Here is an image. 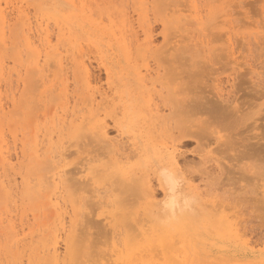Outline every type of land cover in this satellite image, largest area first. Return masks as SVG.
<instances>
[{"label":"rangeland","instance_id":"obj_1","mask_svg":"<svg viewBox=\"0 0 264 264\" xmlns=\"http://www.w3.org/2000/svg\"><path fill=\"white\" fill-rule=\"evenodd\" d=\"M74 1L73 0H23V1L22 0H0V22H1V18L3 16H5V15L7 16V17H3V19L5 21V23H4V26H5L4 29L5 30L3 29L5 31V34H8L6 32L9 31L6 29H10V26H9V28L6 27V26H8L7 21H8L9 25H12L11 28H13L15 26L14 24H18L20 19L22 20V23L18 24L21 27L17 25L18 27L16 26V28H13L14 32H16L15 35L17 34L16 38H15L14 34H13V36H14L13 38L10 36V34L13 32V31H10L11 33H9V36L7 35V38L4 37L6 39L5 44H3L2 41L0 40V42L2 44V45L0 44V48L5 47V49L3 48V51H2V49H0V53L3 55L2 56L0 54L1 55L0 57H2V58H0V79L2 81L6 80L3 82H1V80H0V83H1L0 84V89H1L0 94L3 95V96L0 95V100L3 101V102L0 101V107L2 106L0 108V109H2V111H0V137H2L1 138L2 141H0V142L1 143L4 142L0 145H2V146L5 145V147L7 146L6 148L4 146L2 147V150L4 149V151H2L3 155L7 154L6 153L7 149H8L9 156L12 155L11 159H10V164L2 166L1 154H0V171L3 169L0 172L1 173L0 175H1V179L5 178V180H6V178L8 177L10 182L8 183L7 180L6 181L4 180L5 184L8 183L7 185H10V187L12 186V184H14L12 187H14V186L16 187V189H15V187H14V189L11 187L12 191L10 188L11 195L10 194L7 195V196H9L8 198H10V199L13 198L10 200L4 196V195H6L5 190H7L9 187L2 189V187L0 186V202H3V204L1 203L2 205L0 204L1 205L0 212L1 211L4 212L5 211L4 208H7L6 210H11V214L12 213L16 214V215H13V214L11 215L10 212L8 211V213H9L8 215L10 217L13 216L11 219H12V221L13 220L15 221V222L13 221V223H14L15 227H17L16 228L17 230L21 228L20 226L24 222L29 223V224L24 223L22 225V227L24 229V234H26V235L23 236L21 234L19 236V237H23V238L26 237V239L28 238L29 240L28 239L27 240L29 242L27 241L28 243H26V240L24 238V240L21 241L22 243L20 242L17 244L18 245L17 247L13 246V248L15 247L16 249L15 248L12 249V247L10 249L7 247V245H9V244H7L6 238L4 237L5 235L2 234V231H1L4 228L0 226V232H1L0 233V261H3V259H4V261H3V262H5L4 264H14V263H16V264H24V263L28 264L27 257H28V255H31L30 257L31 258L33 257V258L30 259L28 257V259H30L29 264L31 261H32L31 262L32 264H36L35 262H37V259H35L36 257H34V256H35V253H37V249H35L36 251L33 253L32 251H30L31 248L33 250V247L35 245L37 246V244L39 242H40V244H38V249L41 247V245H45V244L50 243L49 242L50 240L48 239V237H49L48 230L51 227L50 224H51V221H53V217H50L51 212H46L48 210H46V211L44 210L45 206H46L45 205L46 198H44V196H41L40 198H44V199H42V200L40 199V201H38V200H34V199H36L34 197V199H33L34 202L32 203V201H30L31 200L30 198L32 197L33 194L30 193L31 196L28 197L29 200L24 199V198H27L26 195L28 196L29 194H27L23 190V187H22L23 186V179H25V178L28 179V177H29L28 180L32 179L31 182H33L34 180H37L38 178L44 179L45 177H43V176L47 175L49 172V171L47 172L46 170H45V172L40 171V169H38V167H40V165L37 168H35L36 166L35 167L31 166L29 168V170L27 171V168L29 167L30 163L28 162V157L26 155L30 151L29 150L30 143L28 142V139L26 138V136L27 137L29 136L30 137L29 139H31V140L36 138L40 143L41 140L43 139L42 134H43V132H45L44 129L48 130L51 134H53L52 135V137H53L52 141L55 143V146L57 147L58 143H56V142L59 141V146L61 145V149H63L66 153L65 155H67V157H65V159L61 163V164H64V163L66 164L65 165V171L69 170L67 172L68 174H66V175L69 176V172H71L70 174H72V173L74 174V172H76L77 170L80 171V172L77 171V173L74 174L75 176L73 175L74 180L73 181L71 180L70 182L68 181L69 182V183L67 182L68 185L70 183H71V185H73L75 182L79 181L80 179L82 182H85L86 178L83 176L85 173H83L81 171L83 169L82 166H83L84 158H90V157L98 156L100 158H103L104 161L106 159H108V156H106V153L108 150H104L106 148H104V147L102 148V146H101L102 143L100 142V144H99L98 142H96L94 140V138L92 139L90 137V135L85 136L87 138H84L83 136H81V137L79 136L80 139L78 137L76 138V136H75L76 139L74 138V135L70 132L69 127L67 126V120H69L70 116H68L66 118L64 125L60 126V125L56 124L57 120H58V119L56 120L57 115L58 114L60 115L62 112V109H63V108H61V106L63 107V105L67 102L66 105H64V109H66V111L68 113H70L71 111L75 112V114H77V115L84 113L82 111H85V110L87 111V107H89V105H87L89 103L86 104V102H88V101H86L88 97H84V96L85 95L89 96L92 93H94V95L96 96V99L101 98V101L100 100H99V102H97L98 100L95 101V103L97 102L98 105L94 104V108L99 106V103L101 104V106H99L100 109L97 107V110L100 114V118H103L104 121L106 122V124L109 125V126L107 125L108 126L107 130H109L108 134L110 133L109 136H111V138H118L122 144H121V146L119 145L117 147L118 148L117 149L118 152L116 151L117 154H116V152H113V154L110 153L111 154L110 155L111 160L109 161V163H107L108 167H107L106 171L104 173H102V172L98 173L97 172L96 177L94 178V180H92L93 182L87 181V182H89V183H87L89 185L83 186L84 190H85L84 195L87 196L86 198H84L85 202H86V204L84 206V210H83L84 216L82 217L83 219L82 218L80 219L81 222L80 221L78 222V224L76 226L77 231L75 230V232H74L75 235L72 237L73 239L71 238L72 239L71 242L73 244L72 243L70 244V246H73V247H71V252L73 253V255L74 254L75 255L71 256L72 255V254H70L71 252H69L70 255L66 254V248H65V240H66L65 237L67 234V232H66L65 235L62 234L61 237L58 239L59 240L58 246L60 249L59 251L61 252L60 258L62 259L65 256L63 259L65 262H67V264L72 263L74 260L75 261L86 260L89 262V264H100V262H102V260L105 261V259H106L105 264H123L124 260H126L124 263V264H126L129 262L130 259H131L130 261L133 262L136 258H138V259L142 258V260L143 259L146 260L148 258V254H149V251L147 248V242L144 240L136 242L137 239L134 238V235H135V233L137 234L136 230H137V228H139V226L144 224V228H147L151 224V222L156 220L153 218H148L147 212H146V209L155 208V206H153V203L151 202L154 200L153 199L150 200L149 197L146 198L143 195V193H142V196H140L141 191H139V190L136 193V190H133V191L127 190V189L123 188L124 187L123 185L121 187V184H119L121 180L116 181L117 183L115 182V180H119V179L118 178L116 179L114 177V174H113L114 173L113 172L114 167L109 168V166L117 165L118 167H120V165L123 164L124 170H125L126 164H127L126 167L128 168V170L134 168L135 165L139 166V167L135 166L136 169H133V171L130 170L129 176H128V173L126 175L127 178H130L131 177L130 175H132L131 178H133L134 175L132 173L135 172V170H137L136 172H138V173H140V171H143L142 173H144L145 169L147 167H148V169H153V167L157 166L158 164H160V163L162 164L165 161V158L169 156V152H170L169 149L170 148H168V147L170 146L171 138L173 137L174 134L176 135L177 131H178L174 127L175 124L178 123L179 125L180 124L182 125V123H184V122H178V121L175 122L178 119L183 120L186 117L187 112L185 113L183 111L185 113V116H184V114H182V112H180V110L182 111V108L184 107L183 104H187L186 102L188 101L191 93H192L191 94L192 100H196L197 102H198V100H197L198 96L201 95L199 92L197 94H194L197 91H199V89H200L199 88L197 90L195 85L198 86L199 84L197 85V81H194V80H197V75L201 76V74H199V72L203 73L204 71H206L204 73L208 74L209 70L211 73V71H212L211 68H213L214 70H213L212 76L214 77L217 75L213 79L215 80V79H217V77L220 79V76H221L222 78L220 80H223L224 82L223 81L220 82V80L217 79L218 80V84H217V81L215 80L216 81L215 84H217V85H213L212 91H214V86H215V88L218 86L214 92H215V94L216 93H219V94L222 93L221 95H222L223 99H226L224 96L227 95V93L229 91V93H228L229 97H227V98H228L229 102L232 101V102H230L231 108L228 107L229 102H228V105H227V102H225V104L223 102V105H221L222 102H221V104L217 103V102L221 101L222 99L221 100L215 99L218 97L214 96V92L211 93V91L206 90L211 85L210 82L211 81L213 82V79L212 80L209 79L210 80V82H209L208 77L206 78L205 76L210 77V75H204V73H203L204 78H206V79H204L205 81L203 80V75L200 78H202L201 80L204 83L206 82V80H208L207 83L209 82L208 83L209 86L205 85L206 86L205 87L204 85H202V86L200 85V87L204 88V89L201 88L200 91L204 90L202 93L208 95L207 96L208 100L213 95V97H212L213 100L211 98V100L208 101V102H210V104H208L207 99H206L207 97L204 98V100H206L205 103L207 102V104H208V107L206 104L204 107V104L202 105V103H201L199 106L202 107L201 108L202 110L201 109L199 110L197 103H195L198 108L197 109L195 108L196 107L195 104L193 105V106H195L193 108H195L197 110V112L195 111V109L192 110L193 108L191 105L190 110L192 112L195 111V113L191 112L194 115L189 116V120L187 121V123L190 122V120L192 119V120H194L193 126L194 125L198 126V124H199V127L201 126L202 128H205L204 133H206V134L203 133V136L204 135H205V137L207 136L206 138L205 137L202 138L203 137L201 135V133L203 132L202 128H201L202 132L201 131H200L201 133L199 132L201 135V138H202L201 140H203V143H201V141H200V143L205 144L203 146L204 148L201 145V147L203 149L200 147L199 148L200 150H195L193 148L194 146L196 147L195 140L191 139L189 142L185 143L186 145L185 144L184 145L180 144L181 146L178 145L179 149H178V151L177 150L175 151L176 154H178L180 152L182 155L184 153L183 156H181L179 154L177 157V155H176V157H177L176 160L178 159L177 164L179 163L178 161H181L180 159H182V158L185 161L187 159L188 162L190 160V162L192 163V164H190V162H189V164H188V162H186L187 165H191V168H190V166H188L189 168L186 166L187 169H189L188 171L190 172V174L187 172V170L184 169V166L182 167V163L185 164V162H183V160L180 163L181 167L178 164L179 169L180 168L182 169V170L180 169L179 172L183 171L182 173L180 172L181 176L184 177L185 173L188 174L187 178L182 182V186H183L182 192L187 194V195L190 194V196L196 194L197 198H196V200H193L192 204L188 205L183 210L175 209V210H171V211L162 212V214H163L162 218L163 219H165V220L171 219V221H173V230H172V228H170V229L168 228L169 230L166 229L165 231H162L160 233L157 232V233L159 235L171 234L170 235L171 238L173 236L175 241H179V239H183V242L185 241L184 248L191 255V258L193 259V264H202L203 263L202 260L200 261L199 259H205L203 264H264V250H262L264 248V0H165L164 4L167 3V6H164L160 0H157L159 2H157L156 0H124L125 3L122 0H114V1L109 0V4H108L107 0H87V1L86 0H83V1L82 0H74ZM111 1H113L112 3L114 4V6H110L112 4ZM121 1H122V3H121ZM35 2H37V3H35ZM76 2L78 5L76 4ZM85 3H86V5H85ZM159 3H161V5ZM79 4H81V5H79ZM88 4L90 5V7ZM146 4H147V6H146ZM42 5L44 7V10L41 9ZM84 5H85V8L87 7L88 9L86 8V10H85L83 8ZM122 5H124V6L121 7ZM143 5H145V6H143ZM156 5L159 6L160 8H158ZM189 5H192V6H189ZM108 6H109V8H108ZM142 6H143V8H142ZM193 6L195 8H193ZM105 7H107L106 9H109V10L111 9V10L107 11L105 9ZM134 7H135V9H134ZM144 7H146V8H144ZM163 7H165V8H163ZM166 7H168V8H166ZM90 8L93 9V12H91L92 10L90 11ZM46 9H48V10H46ZM82 9H84L85 12ZM18 10H21V13H20L21 17L18 15V12H17ZM52 11L56 12L57 15L56 16L52 15L53 14ZM81 11H82V13H81ZM103 11H107V12L104 13ZM90 12H91V14H90ZM226 12H227V14H226ZM139 14H141V15H139ZM58 15L60 17H63V19L66 20V23L69 24V26H71V28L73 27L72 29L74 31L72 29H71V31L74 32V35L71 32L72 33L71 36L72 35L74 36V37H72L73 41L75 42V44L73 42L74 46L72 44H70L68 41H66L67 39H65V37L67 38L68 33L65 36H60L59 37L60 41H59V39H57L58 29L60 27V24H57L59 22L57 19V18H59ZM111 15H112V17H111ZM122 15L123 16L125 15L124 19H126V17H127V20H123V22L125 23L123 25V27H122L123 23H122V19H121V18H123ZM107 17L109 20L107 19ZM152 17L156 19V20L153 19L154 22L152 20ZM17 18H19V21L16 20ZM100 18L101 19L104 18V19L101 20ZM113 18H114V20H113ZM146 18H148V19H146ZM163 18L165 19L164 22H163V20H164ZM179 18H181V19H179ZM188 18H189V21H188ZM25 20H27L28 23H25L26 22ZM168 20L171 23H169ZM190 20H192V21H190ZM41 21L43 22V24H45V23L48 24V27H49L48 30L51 31L50 32L51 37H53L51 40V42H52L51 44L53 46L55 45L56 48L58 46L57 49L59 51L61 49L64 51V52L61 51V53H60V55L63 54L62 57H64V55L66 53L65 58L67 61H65V58H63L64 60L61 61V64H62V62H64L62 64L63 67L62 66L61 67L64 68L65 69L64 72L65 71L66 72L63 73L64 76L60 75V73L62 72V71H60L61 68H60L59 64L55 65V62L53 61V60H57V58H53V56L50 55V57H48V60L51 61V63L49 61L48 62L51 64V66L49 65V67L47 69L48 70L50 69L51 71H49V73L47 72L48 70L43 72L45 74V76H43V78L41 77L42 82L40 83V80H39L40 79V76H39L40 73L34 72L35 74H33V72H31L33 70L36 71V68L32 67L33 68L32 69L31 66H33V65L29 66L30 69L27 67L28 65H30V63L32 64L31 61L33 60L34 53L31 52V50L29 48H27L25 38L28 37L30 41H36L38 43L37 38L35 39V37H36L35 26L37 23H39ZM48 21H49V23H48ZM97 21L100 23H96ZM114 21H116V22H114ZM23 22L26 24V27L29 26L31 30L28 29L29 27L24 28L25 26L23 27L22 30H20L22 28L21 24H23ZM143 23H144L145 27H143ZM163 23H166V26H165L166 29L169 28L170 26L173 29L169 28V29L163 31V27H164ZM189 23H191V24H189ZM194 23L196 24V26ZM27 24H28V26H27ZM30 24H32V25H30ZM114 24L116 26V27L114 26L115 28L112 27V25H114ZM138 24L140 25V27H137ZM188 25H190V26L188 27ZM75 26H77V27H75ZM101 26H103V27H101ZM119 26H121V27H119ZM125 26L127 27V29ZM146 27H148V28L150 27V28L148 29ZM120 28L125 29V30H123V32H124L123 35L126 34V36H127V38H126V41L128 43L127 50L123 49V46L121 45V42L118 39L121 35L118 34L119 31H117V30ZM143 28H145L144 32H146V30H147L146 34H148L150 37L153 36L151 39L147 38V39L152 41L150 44L145 43L146 42L145 40H147V39L145 38L146 37L145 33L142 30ZM19 30H20V32H22L24 30V35H22L23 33H21V35H20ZM114 30H115V33H114ZM127 30H129V31H127ZM133 30H134V33H133ZM168 30H169V32L167 33L166 31H168ZM63 31H65V30H63ZM130 31H132V33H130ZM162 31H163V33H162ZM165 32H166V36L168 35V37H169V38L166 37V39H165L166 41L164 40ZM227 32H228V34H227ZM230 32L232 33V35ZM27 33H29V34H27ZM33 33L35 34V36H33L34 35ZM136 33H138V36L137 35L135 36ZM173 33L174 34L180 33V35L175 34L176 40H174V35H173V37H171V35ZM31 34H32V36H31ZM128 34H130V37ZM182 35H184L183 36L184 38L182 37ZM18 36L20 37V40L16 41L15 39L19 38ZM21 36H23V38ZM29 36L34 37V38H30ZM116 36L117 37L119 36V37L116 39ZM83 37H85V38L83 39ZM170 37L172 40H174V43L170 39ZM8 38L9 39L12 38L10 40V43H9ZM167 38L170 39L169 40L170 45L174 46V50L172 49L173 46L170 47L173 50V52L170 50L169 47L167 50L169 52L168 55L170 57L169 61L171 59L174 61V62L170 61L171 62L170 65L174 66V67L178 66V65H175V63L178 60V59L176 60L175 53L178 55H179V53H181V56L184 54L183 55L184 57L182 56L183 58L180 56L182 58V59H180L182 62L183 60H185V56H187V55H185L186 54L185 52H189V53H187L189 58H190L188 61L189 67H187L186 64L182 63V64H184L183 67L179 66L178 70H179V72H181V69H182V71L187 70V72H189V73L188 74L186 73V74L187 75L191 74L192 76L189 78L194 77L193 81L196 83L194 85L189 83V85H192V88H196L195 90L192 89V91H196V92L186 93L188 90V88H187L188 85L186 86L185 82L187 80H183V78H178V77H176V78L173 77L177 81H175L174 79H171V81L173 80V82L168 83L170 85H174L173 86L174 88H171V89L173 91L176 90V92L178 91V87L181 89V93L177 92L179 95L178 99H177L178 102L173 100L174 96L171 95L173 93V91L171 90L172 92L170 93L169 85L166 84V86H163V82L164 81H166V83L170 82V81H168L169 80L168 78L169 77L171 78L172 76L167 77V75H166L167 78H165V76H161V74L164 73V71H166L168 68L169 69L171 68V66L168 67V61H166V59L168 60V58H167L168 55H166V51H165L167 49V47L163 44V43H166L167 46H169L168 45L169 42H168ZM226 38H228L229 40H227ZM203 39H205L206 42L203 41ZM14 40H15V42H14ZM137 40H139L142 43L144 42V44L139 43ZM11 41H13V43H15V44H13ZM195 41L197 44H199V43L200 44L196 45ZM18 42L20 44H18ZM226 42H227V45H226V47H224V44ZM16 43H17V49L13 48V47H16ZM33 43H34V45L32 44V46L38 45L37 43L35 44V42H33ZM11 44L14 46H12ZM174 44H176V45H174ZM207 44H208V46H206ZM9 45L12 47V50L15 49V52L11 50V47ZM19 45H21V47H19ZM82 45H83V47H82ZM183 45H184V47H182ZM185 45H187V46H185ZM228 45H230V46H228ZM204 46L206 48H204ZM227 46L230 48H228ZM7 47L8 48L10 47V49H6ZM66 47L67 48L70 47L69 48L70 50H68ZM72 47H73V49H72ZM76 47L78 48V50L76 49ZM129 47H130V49H129ZM145 47H147V49ZM213 47H214V50H213ZM19 48H21V49L19 50ZM22 48H24V49L26 48V50L28 51V53L30 55L25 54L26 50H24ZM39 48H40V46H39ZM120 48L124 53L123 55H121L122 51H120ZM191 48H192V50L190 51ZM197 48H199V49H197ZM207 48L209 50H207ZM223 48H224V50H223ZM225 48H227V49H225ZM32 49H33V47H32ZM163 49L165 52V54H163V55H165V56L162 58L163 59L162 60L160 58L163 56V55H161L163 52ZM228 49L231 52H229ZM16 50H18V52ZM79 50L81 52L82 51L83 52L81 53ZM154 50L156 51V53ZM182 50H184V52H182ZM210 50H213V51H211L212 54L209 53ZM66 51H68V52H66ZM75 51H78L79 53H77ZM119 51H120V53H119ZM153 51H154V53H153ZM174 51H176V52L174 53ZM193 51H195L194 52L195 55L193 53H190ZM221 51H223L222 54H221ZM74 52L76 54H78V59L75 58L76 55ZM127 52H129V54H127ZM205 52H208L207 56H204L206 54ZM219 52H220V54H219ZM17 53H19L20 55H18ZM80 53L81 54L85 53V56L81 55ZM143 53H145V54H143ZM16 54H17V56H16L17 58L15 57ZM208 54L213 56V57L209 56ZM21 55H23L22 58L25 56L23 59L30 62L27 65L25 60H22L21 63L24 62L27 65V66H25V69H24L25 64L19 65V63L16 62V61L20 60L19 58H21ZM27 55H29V57H26ZM31 55H32V57H31ZM80 55L83 56V58L79 57ZM134 55L136 58L134 57ZM127 56H129V57H127ZM67 57H70L69 58L70 62H68ZM154 57H155V59H154ZM208 57H211V59H208ZM27 58H29L30 60H28ZM196 58H197V60L201 59V61L198 60L199 63H196V61H195ZM204 58L206 60L208 59V61H204ZM13 59H15L14 65H13ZM80 59L85 60L84 63L85 62L87 63L88 66L85 64L87 67L86 69L83 68V65L81 64ZM234 59H236V60H234ZM124 60L128 61V62H125ZM164 60L166 61L167 64L164 63L165 62ZM209 60L212 62H210ZM146 61L147 62L149 61L147 63V66L145 65ZM156 61H157V63H156ZM3 62L4 63L7 62V64H4ZM48 62H46V63H48ZM183 62H185V61H183ZM186 62H187V60H186ZM206 62H208V64H210L209 70L207 69L208 67L206 65H208V64ZM213 62H214V64H213ZM143 63H144V65H142ZM211 63H212V65H211ZM2 64L4 65V67ZM15 64H16V66L18 65L22 68H19L18 66L16 67ZM40 64L43 65V62L41 61ZM79 64L81 66H79ZM161 64L165 65V68L166 67H168V68L165 69L164 66L162 67ZM199 64H202L201 67L198 66ZM52 65H53V67H52ZM77 65L79 67H81L82 70H81V68H78ZM196 65L198 66V67H196L197 69L195 68ZM13 66H15L16 69H15V67L13 68ZM124 66H125V68H124ZM140 66H142V67H140ZM143 66H146V67L143 68ZM204 66H205V68H204ZM89 67H90V69H89ZM131 67H132V69H131ZM6 68L7 69L11 68L10 72ZM105 68H108L109 75H107V73L105 72L106 71ZM136 68H138V69H136ZM146 68L147 69L149 68V69L146 71ZM162 68L164 71H162ZM187 68H189L191 70H188ZM12 69H13V71H11ZM18 69H19V71H18ZM88 69H89L90 74L87 72ZM133 69L135 71H133ZM21 70H23V72ZM24 70H26V73ZM138 70H140V71H138ZM6 71H8V72H6ZM12 72L14 73V75H12L13 74ZM19 72H21V74ZM143 72H144V74H143ZM150 73H152V75ZM46 74L47 75L51 74V75L46 76ZM87 74H89V75H87ZM231 74L235 75L238 80L235 79L236 78L235 76H231ZM238 74H241V76L240 75L238 76ZM65 75L66 76L68 75L67 76L68 80H67ZM82 75H84L83 78L81 77ZM182 75H184V74L182 73L180 76H182ZM229 76H231V77H229ZM16 77H18V79ZM31 77L34 78V80H35L34 82L31 81V79H32ZM36 77L39 78L38 79V82H39L38 85H37L38 82L36 81L37 80ZM63 77L67 81L65 79H64L65 81L62 80ZM163 77H164V80H163ZM182 77H184V76H182ZM227 77H229V78L227 79ZM44 78L45 79L47 78L48 81L47 80L43 81ZM210 78H212V77H210ZM230 78H232V80H237V81H233L234 83L231 84L232 80ZM13 79H15V80H13ZM198 79H199V77H198ZM239 79H241V81ZM11 80L14 82H12ZM19 80H20V82H19ZM81 80H82V84H81ZM140 80L143 83L139 82ZM179 80H180V82H179ZM76 81H77V83H76ZM4 82H6V83H4ZM61 82H63V83H61ZM198 82H200V80ZM219 82L224 83V85L220 84ZM229 82H231V83H229ZM238 82L239 83L241 82L240 83L241 85L238 84ZM14 83H16V85ZM64 83H68V85H66ZM10 84L12 86H10ZM58 84H60V85H58ZM83 84L86 86H84ZM87 84H88V86H87ZM109 84H111V85H109ZM118 84H119V86H118ZM200 84H202V82ZM7 85L10 88L13 87L14 93H12V95H11V92H13V91L10 88L9 89L11 91H9ZM39 85H40V88H39ZM77 85H79V87ZM231 85H232L231 88L234 89L235 94H234V91L230 88ZM14 86H15V88H14ZM89 86H90V89H89ZM224 86H227V87H224ZM54 87H56L58 89V91H55L57 89ZM80 87H83V88H80ZM85 87H86V89L87 88L88 89L83 90ZM92 87L96 91L93 89V91L89 92L88 90H92ZM163 87H164V89L161 90L160 88H163ZM166 87H168L167 89L169 91L167 89L165 90ZM60 88H61V90H63L62 92H64V95H63L64 97L62 96L63 99L65 98L64 101H62V98H60L61 96L59 95V92L61 93ZM182 88L185 89L186 91H183ZM211 88H209V89L211 90ZM224 88L228 91H226ZM229 88H230V90L233 91V93L230 92ZM52 89H53V91H51ZM108 89H109V92H107ZM180 89H179V92H180ZM219 89L221 90V92H219L220 91ZM111 90H113V92H111ZM133 90H134L135 94H134ZM155 90H157V91H155ZM189 90H191V88H189ZM222 90H224V91H222ZM38 91H39V93H38ZM66 91L68 94L65 93ZM72 91H73V93H72ZM99 91H101L102 93L105 92V94H107V96H105V94H103L105 96V99H104L103 95H102L103 97L100 96L101 92L99 93ZM160 91H163V92H160ZM164 91H168V92H166L168 94H165ZM205 91H207V92L209 91L210 93L209 92L207 93ZM16 92L18 95L15 94ZM80 92L83 94L86 92H89L90 94H85L84 96H82L83 94L81 95ZM141 92H142V94H141ZM159 92H160V95H159ZM183 92H185L184 95H182ZM21 93H23V94H21ZM35 93L38 94L39 97ZM43 93L45 94V96L43 95ZM77 93H79V95ZM9 94H10V96H8ZM14 94H15V96H14ZM19 94L21 97L19 96ZM31 94L36 95V96H34L35 98L32 97ZM49 94H50V96H49ZM70 94H72V95H70ZM157 94H158V96H157ZM162 94H165V95H163L165 97V100H164V97H161ZM169 94H170L169 97H171V96L173 97L172 100H171V98L168 97ZM193 94H194V96H193ZM42 95L45 98H43ZM147 95L150 96V99ZM195 95H196V98H193V97H195ZM209 95H211V96H209ZM4 96L9 97V99L5 98ZM216 96H217V94H216ZM236 96L238 97V99L236 98ZM36 97H38V98H36ZM186 97H187V99H186ZM203 97H205V95H203ZM71 98H72V100H68ZM74 98L81 100V101L77 100V102H76V100H75V102H74L73 101ZM201 98H200V100H201ZM232 98H233V100H231ZM31 99L34 100L33 101L34 103H32V104H31V102H32ZM102 99H104L105 102ZM168 99L171 101H175V102L172 104V103H170L171 101H168ZM214 99H215V101L216 100L217 101L214 102L212 104L213 106L211 107L210 106L211 101L213 102ZM13 100H14V105L12 103ZM82 100L84 103H81ZM147 100H149V102ZM166 100H167V102H166ZM202 101L203 100H201L200 102H202ZM9 102H10V105H9ZM63 102H65V103H63ZM68 102H70V104H68ZM158 102H160V103H158ZM72 103L74 104V106ZM77 103H79V104H77ZM176 103H177V105H179V107L177 105H175ZM234 103H237L239 108ZM85 104L87 105V107ZM198 104H199V102H198ZM214 104H215V106L217 104L216 107H219V109H222V108H220L221 106L223 107L224 105H227V110L230 109L231 112L229 110L227 111L226 109L224 110V108H226V106H224L223 111L221 110V112L219 111L218 108L217 109L220 112V114L222 112H224L225 114L227 113L228 115L231 113L232 116L231 115L228 116L226 114L228 116L227 117L226 115H224V113L222 114V116L221 115L217 116V114L219 112L216 114L217 110H215L216 108L214 107ZM59 105H60V108H58ZM82 105H84L85 107ZM155 105H158L161 107V108L159 107V110H160L159 113L162 114V111H163V113L165 112L164 114L166 116L164 114H163V116L167 117L168 120H167V118H164L162 121H161L162 118H159L157 120L155 119V117H156V113H155V109H154ZM174 105L176 108V109H174V111L176 110V112L172 113V115H171L168 111H169V108L171 111H173L172 109L174 108ZM6 106H7V108H6ZM151 106L153 107V109L151 108ZM165 106L167 109L163 108V110H162V107H165ZM141 107H142V109L140 110ZM5 108H6V110H5ZM77 108L80 110H77ZM208 108H210V109H208ZM211 108H212V111H210ZM81 109H82V111H81ZM177 109L179 110L178 117L175 114L178 111ZM207 109H208V112L210 111L209 113L212 116L214 115L217 119H218V117H220V118L222 117L221 119H223L224 121H221V119L219 118L220 119L219 122L220 121L221 122H220V124L216 125L218 120L215 117H212L210 114H208ZM45 110L46 111L48 110L47 111L48 115H47V113H45L46 112ZM200 111H202L203 113L200 114L201 113ZM205 111L207 113L204 114ZM214 112H215V114H214ZM31 113H33V114L31 115ZM38 114H40V115H38ZM136 114H138V115H136ZM168 114H170V116H168ZM189 114L190 113H187V115H189ZM111 115H114V118L119 119L124 125L123 126L124 133L121 136L117 135L119 133L117 132L114 125L112 124V122H113L112 119H114V118ZM143 115H144V117H143ZM208 115H209V117L211 116V118H208ZM50 116H51V118H50ZM224 116L227 119H225ZM53 118L55 119V123L51 122V120ZM213 118H214V120H212ZM122 119H123V121H122ZM159 120L161 122H163V121H165V122H163V123L160 122L161 124L160 123L158 124ZM166 120L169 121V123H166L167 122ZM173 120H174V122H173ZM210 120H212L213 123L212 122H211V124L208 123V121L210 122ZM215 121H217V122L215 123ZM27 123H28V125H27ZM34 123H35V125H34ZM155 123H157V124H155ZM194 123H197V124H194ZM178 124H176V125L178 126ZM188 124H190V123H188ZM167 125H169V126L167 127ZM181 125H180V127H181ZM49 127H50V129H49ZM60 129H61V132H64V133H61V132L59 133ZM206 129L208 131V134H207ZM212 131H214V132H212ZM1 132H2V134H1ZM56 132H57V134H56ZM209 132H210V134H209ZM15 133H16V136H15ZM227 133L228 134L230 133V135L232 136V139H233V140H230L232 143L229 141V143H231V145H229L228 142L226 143L229 145V146L227 145V147L231 146L232 148H234V147L237 148L238 151H237V149L235 151H237L238 154H237V152L235 153V151L233 149H230L231 147L227 148V150H225L226 148L224 149L225 154L223 153V151H221V150H223L222 147L224 146V144H222L223 145L222 146L220 142L222 140L228 141L224 137V135H227ZM35 134H38L39 136L35 135ZM214 135H215V137H214ZM216 135H218V136H216ZM230 135H229V137H230ZM36 136H38V137H36ZM61 137H62V139H61ZM122 137H124V138H122ZM167 137H169V138H167ZM226 137H228V136H226ZM238 138L243 139L244 142L241 141L243 145L240 144L241 142H239L238 140H234V139H238ZM57 139H59V140H57ZM63 140L66 142H64ZM81 140H83V142L85 144H83V142ZM21 142L23 144H25L24 147H23ZM248 142L250 145H248ZM14 143H15V146H14ZM62 143L64 146L66 145L67 147L66 146L64 147L62 145ZM69 143H72V144L69 145ZM216 143L217 144L220 143L219 148H218L219 150H217V148H216V145H217ZM233 143H234V147H233ZM244 143H246V144L244 145ZM43 144H44V142L40 143V147H41L40 152L43 151L42 150ZM77 144H81V145L77 146ZM12 145L14 148L12 147ZM240 145H242V146H240ZM220 146H222L221 149H220ZM166 147H167V149H166ZM225 147H226V145H225ZM21 148H24V153H25L26 157H22V155L20 154ZM55 148H54V150H56ZM76 148H78L77 150H79V152H76ZM134 148H136V149L134 150ZM212 148H213V150H212ZM215 148H216V150H215ZM194 150H195V153L193 152ZM211 150H212V152H210ZM11 152L17 153V155L15 154L16 155L15 156ZM135 152L137 153V156L135 155L136 154ZM207 152L210 153L209 156H208ZM240 152H242V153H240ZM69 153H71V154H69ZM120 153H121L122 157L119 155ZM122 153H123L124 157H123ZM68 154H69V156H68ZM102 154H103V156H102ZM203 154L205 155L206 158L214 156L213 159L210 158L212 160V161L209 160L210 162L208 161L209 158L204 159L205 161L206 160L208 161V163L203 161L206 163V164L203 163L205 166H207L206 168L203 165H201V162H200V160L203 159V157H202V156H204ZM235 154L239 155L241 158L236 156L237 160L233 158V159H230V161H228L229 157L232 158L235 156ZM196 155H198V156H196ZM199 155L202 159L199 158ZM20 156L22 158H20ZM114 156H116L117 159L118 158L120 159L119 160L120 162L118 161L120 163V164L118 163L119 165L116 164L117 160ZM185 157H186V159H185ZM14 158H15V160L16 159H18V160L15 161ZM112 158H114V159H112ZM21 159H23L24 162L23 161L21 162L20 161ZM128 159H129V161H128ZM214 159H217V160H214ZM125 160H127L129 162V164L131 165L132 168H130V165H128V163H126ZM194 160H196V161H194ZM197 160L200 163L197 162ZM231 160H232V162L235 163L234 165H232ZM215 161L218 162L220 165H222V168H223L222 172H219L220 169L219 170L217 169L218 166H217ZM12 162H13V164H12ZM227 162H229V163H227ZM15 163L17 164V166ZM20 163H22V165ZM195 163L198 165H196ZM236 163L238 165H236ZM18 165L23 170L19 169ZM142 166L145 168H143ZM214 166H216V167H214ZM232 166L234 169L232 168ZM5 167L7 169H5ZM123 167H122V169H123ZM31 168L33 170L30 171ZM45 168H47V166H45ZM45 168L43 166L41 170H44ZM138 168L139 169L142 168V169L138 171ZM199 168L201 169V172H200ZM208 168L211 170V171L209 170V172L212 173V174L210 173L211 177L209 176V172L207 171ZM97 169H101V168L97 167ZM191 169H193V170H191ZM202 169H204V170H202ZM9 170H11V171L13 170L12 175H11L12 172L10 173ZM47 170H48V168H47ZM128 170L126 169L125 172H128ZM4 171L6 174L4 173ZM18 171H20V172L17 175ZM147 171L148 170L146 169L145 174H147ZM191 171L193 174L191 173ZM24 172L27 173V175H24L25 174ZM148 172H149L150 177H151V182H152L151 184H152L153 192L156 193V195H158V197L160 199V197H162V192L159 189V187L156 183V180L154 178H152L153 176H151L152 171L149 170ZM81 173H83L82 176L80 175ZM138 173H136L135 175H137ZM142 173H140V174H142ZM110 174L112 176H110ZM140 174H139V176H141ZM182 174H184V175H182ZM8 175H10V176H8ZM189 175L192 176V178L191 177L188 178ZM12 176L15 177V180L11 179V178H13ZM79 176L81 178H79ZM16 177H18L20 180L18 178L16 179ZM109 177H111V178L108 179ZM203 177H205V178H203ZM131 178H130V180H131ZM41 179H39V180H41ZM111 179H113V181ZM11 180H12V184H11ZM18 180L20 182H18ZM190 180L192 182L193 181H195V182L192 183ZM15 181H16V183H15ZM90 182L93 183L94 186H92V184ZM197 182H199V183H197ZM96 183L99 185V188L101 190L98 189V185ZM114 183H116L117 185ZM19 184H21V185L18 186ZM132 184H134V183H132ZM187 184H188V186H187ZM191 184H193V185H191ZM197 184L199 185L197 190L201 191L202 195L197 194L199 191L194 189V188H196L194 186H197ZM71 185H69L68 188H70ZM92 187L96 190H100L101 192L98 191V192H100V194L97 192L99 194L98 195L96 193V191H94V189L92 190ZM190 187H193V188H190ZM19 188H21V190ZM66 188H67V185H66V187L64 186V190H63L64 194H62L63 198L65 196V200L62 198L60 200V205H63L62 201L64 200L66 203V206H67L66 210L68 209L67 211L70 214V212H71L70 206H71V204H73V201H74V199H73L72 203H71L70 199L73 195H70V194L71 193L73 194L75 191H77V192H75V194L77 195L78 189L74 188L73 191L71 190L72 192L69 194V192ZM190 189L191 190L193 189V190L191 191ZM15 190L17 191L18 194L17 193L13 194V192ZM155 190L158 192H156ZM92 191H94V192H92ZM206 191H208V192H206ZM44 192H46V191L43 190L42 194H44ZM66 192H68V193H66ZM19 193H20V196H19ZM75 194H74L73 198L77 197ZM160 194H161V196H160ZM14 196L18 199H16ZM1 199H3V200H1ZM20 199H21V201H20ZM6 200H8V201L10 200V201L7 202ZM156 200H158V199H156ZM4 201L7 202V203H5L6 205L8 204L7 207L5 206ZM11 201H12V203H11ZM13 201H15L16 203ZM28 201H30V203ZM43 202H44V204H43ZM100 202H102V203L100 204ZM214 202L216 203V205ZM9 203H10V205H9ZM18 204L21 205V206H19L21 208L18 207ZM32 205H34L33 207H36V208L32 209L35 212L30 211L32 208L31 207ZM97 205H99L101 208L98 207ZM103 205H104V207H103ZM219 205H221V206L219 207ZM8 206L9 207L11 206L10 209H8L9 208ZM12 206L15 208V210L13 209ZM147 206L149 208H147ZM216 206L219 208H223L225 210L224 213H226V214H229V215L235 214L236 216L238 215L237 217H238V220L240 222V223L238 222V225H239L238 228H240V230H241L240 231L238 229L240 231V232L239 231L238 232L241 233V235H243V236H240V234H237L236 235L237 238H236V237L232 236L231 234H229L227 229H225V228L219 229V227H216L217 225L214 223L215 222V220H214L215 214L210 215L211 214L210 212L215 213L214 209L217 208ZM22 207H25V208H22ZM40 207L42 208V210L40 209ZM46 207H48V206H46ZM212 208H214V209H212ZM235 209L237 211H239L238 214H236L237 211ZM19 211H20V213H18ZM37 212H39V213H37ZM84 212H85V214H84ZM208 212H209V214L206 216V214ZM17 213L21 214V216H23V217L25 214L29 217L27 218V216L25 215L24 218L26 220L24 221V218L23 217L21 218V216L17 215ZM45 213H46L47 217H49V220L48 219L47 220L46 219H40L38 221V218L46 217ZM47 213H49V214H47ZM33 214L36 218L38 217L37 219L35 218L36 220L34 222L31 220L32 217L34 219ZM40 214L42 216H40ZM67 214H65V216ZM30 215H31V217H30ZM105 215H107L109 217L105 218L104 217ZM3 216H5V213H3ZM18 217H20V220L23 219L22 220L23 222L20 221L19 219L16 220V218H18ZM135 217L136 218L138 217L137 218L138 220H134ZM201 218H202V220H201ZM209 218H210V221H212L211 223L209 221L207 222V220H209ZM66 219L68 220V215H67ZM109 219H110V221H109ZM236 220H237V218H236ZM17 221H18V223H17ZM41 223H45V224L43 225ZM48 223H49V225H48ZM110 223H112V224H110ZM33 224H35V225H33ZM106 224H108V225H106ZM132 224H133V226H132ZM16 225H19V226H16ZM158 226H157V228L159 229V231H161V229H163V228L160 229V227H158ZM36 227H38L39 230ZM111 228H114V229H111ZM30 231H31V236H33V237L37 233H38L37 235H39V237L43 236V238L48 234L47 237H45V239L47 238L48 240L46 241L45 239L40 237L42 239V241H41L40 238H38V236L36 235V239L38 238L40 241L38 239H37L38 241L35 240V237H34L35 243H34V246H31L32 243L30 244V242L33 239V237H31L28 234ZM168 231H169V233H168ZM33 233H35V234H33ZM113 234H116L114 238L112 237ZM216 234H219V235H216ZM30 238H31V240H30ZM137 238H139V237H137ZM81 239L83 241H81ZM113 241L115 242V245H117L118 248H120L122 250L121 252L123 253V257H126L129 254V256L131 258H124L123 260L116 261L115 263L110 259L107 260L108 255L111 253V250H112ZM46 242H48V243H46ZM243 242H245V243H243ZM23 243L25 246L23 245ZM250 243H251V245H250ZM126 244H128V245L125 247ZM256 244L257 245L259 244V245L257 246ZM2 246H4L5 248H2ZM20 246H21V248H20ZM7 248H8V250L10 249L9 252L11 251L12 253L11 252L10 253H11V255L13 254V256H11L9 253H6L5 250H7ZM35 248H37V247H35ZM124 248H125V250H124ZM23 250H25V251H23ZM131 250L134 251V254H131L132 253ZM29 251L31 252L30 254H29ZM232 251H234V252H232ZM23 252H26L27 254L23 253ZM32 253L34 255H32ZM4 254H6V255H4ZM25 254L27 255V257L24 258V256H26ZM131 255H133V256H131ZM15 256L18 258L20 256L23 260L21 258H19V259L15 258ZM20 259H21V261H19ZM247 259H249V260H247ZM24 260H25V262H23ZM166 261L169 262L170 258H166ZM3 262H0V264H3ZM132 264H140V263H139V260H137V262L135 261Z\"/></svg>","mask_w":264,"mask_h":264},{"label":"bare ground","instance_id":"obj_2","mask_svg":"<svg viewBox=\"0 0 264 264\" xmlns=\"http://www.w3.org/2000/svg\"><path fill=\"white\" fill-rule=\"evenodd\" d=\"M23 1V0H22ZM74 1V0H73ZM83 1V0H82ZM87 1V0H86ZM108 1V4H109V0H107ZM114 1V0H113ZM113 1H111V3L113 2ZM123 2H124V0H122ZM122 1H121V3H122ZM157 1V0H156ZM161 1V3H163V5L164 6H167V3L166 4H164V1L165 0H160ZM75 2V1H74ZM157 2H159V1H157ZM21 3V2H20ZM35 3H37V2H35ZM79 3V2H78ZM87 3V2H86ZM86 3H85V5H86ZM106 3V2H105ZM125 3V2H124ZM161 3H159L160 5H161ZM186 3V2H185ZM76 4H77V2H76ZM75 4V5H76ZM113 4V3H112ZM110 5V6H114V4L113 5ZM158 4V3H157ZM78 5V4H77ZM79 5H81V4H79ZM85 5H84V9L86 10V8H85ZM89 5V4H88ZM125 5V4H124ZM124 5H122L121 7H123ZM207 5V4H206ZM143 6H145V5H143ZM143 6H142V8H143ZM146 6H147V4H146ZM157 6V5H156ZM184 6V5H183ZM189 6H192V5H189ZM80 7V6H79ZM89 7H90V5H89ZM158 8H160L159 6H157ZM92 8V7H91ZM90 8V11L91 12H93V9H91ZM107 7H105V9H106ZM108 8H109V6H108ZM144 8H146V7H144ZM156 8V7H155ZM162 8V7H161ZM163 8H165V7H163ZM166 8H168V7H166ZM193 8H195L194 6H193ZM41 9H43L44 10V7H43V5H42V8ZM53 9V8H52ZM84 9H82L83 11H84ZM88 9V8H87ZM123 9V8H122ZM134 9H135V7H134ZM137 9V8H136ZM184 9V8H183ZM189 9V8H188ZM46 10H48V9H46ZM104 10V9H103ZM107 11L109 10V9H106ZM111 10V9H110ZM109 10V11H110ZM185 10V9H184ZM183 10V11H184ZM50 11V10H49ZM88 11V10H87ZM107 11H103L104 13L105 12H107ZM122 11V10H121ZM175 11V10H174ZM189 11V10H188ZM227 11V10H226ZM18 12V15L20 16V13H21V10H18L17 11ZM42 12V11H41ZM85 12V11H84ZM91 12H90V14H91ZM102 12V13H103ZM202 12V11H201ZM52 15H54V16H56L57 15V13L56 12H54V11H52ZM81 13H82V11H81ZM103 13V14H104ZM5 14V13H4ZM17 14V13H16ZM51 14V13H50ZM59 14V13H58ZM93 14V13H92ZM226 14H227V12H226ZM17 15V16H18ZM109 15V14H108ZM107 15V16H108ZM139 15H141V14H139ZM138 15V16H139ZM18 16V17H19ZM59 16V15H58ZM125 16V15H124ZM124 16L122 15V17L123 18H121L122 19V27H123V25L125 24L124 22H123V20H127V17H126V19H124ZM145 16V15H144ZM3 17H7L6 15L5 16H3ZM3 17L1 18V22H0V40L2 41V43L3 44H5V41H6V39L5 38H7V35L9 36V33H11L10 31H13L11 34H10V36L13 38L14 36H13V34L15 35V33L16 32H14V29L13 28H16V26L19 24V23H22V20L20 19V21H19V18L21 17H19V18H17L16 20H18L19 21V23L18 24H14L13 26V28H11L12 27V25H9L8 24V21H7V25L8 26H6L7 28H9V26H10V29H6V30H9L8 32H6V33H8V34H5V26H4V23H5V21H4V19H3ZM101 17V16H100ZM109 17V16H108ZM108 17H107V19H108ZM111 17H112V15H111ZM110 17V18H111ZM120 17V16H119ZM147 17V16H146ZM192 18V17H191ZM6 19V18H5ZM8 19V18H7ZM38 19V18H37ZM45 19V18H44ZM58 19V23L57 24H60V27H59V29H58V35H57V39H59V37L60 36H65L67 33V38L65 37V39H67L66 41H68L70 44H72L73 45V38L72 37H74L73 35H74V30L71 28V26H69V24H67L66 23V20L65 19H63V17H60L59 16V18H57ZM95 19V18H94ZM93 19V20H94ZM99 19V18H98ZM101 19V18H100ZM104 19V18H103ZM103 19H101V20H103ZM146 19H148V18H146ZM156 20L155 18H153L152 17V20ZM158 19V18H157ZM164 19V18H163ZM162 19V20H163ZM179 19H181V18H179ZM10 20V19H9ZM13 20V19H12ZM97 20V19H96ZM95 20V21H96ZM109 20V19H108ZM112 20V19H111ZM113 20H114V18H113ZM145 20V19H144ZM154 20H153V22H154ZM26 22L25 23H28L27 22V20H25ZM36 21V20H35ZM165 21V19L163 20V22ZM167 21V20H166ZM169 21V20H168ZM181 21V20H180ZM187 21V20H186ZM188 21H189V18H188ZM187 21V22H188ZM190 21H192V20H190ZM33 22V21H32ZM114 22H116V21H114ZM120 22V21H119ZM182 22V21H181ZM16 23V22H15ZM24 22H23V24H21L22 25V28L20 29V30H22L23 29V27L24 28H28L29 26H28V24H27V26L28 27H26V24H25ZM48 23H49V21H48ZM95 23V22H94ZM96 23H100V22H96ZM161 23V22H160ZM169 23H171L170 21H169ZM185 23V22H184ZM196 23V22H195ZM194 23V24H195ZM198 23V22H197ZM104 24V23H103ZM108 24V23H107ZM120 24V23H119ZM118 24V25H119ZM164 24V27H163V31L164 30H167V29H169V28H172L171 26L169 27V28H167L166 29V23H163ZM168 24V23H167ZM186 24V23H185ZM189 24H191V23H189ZM30 25H32V24H30ZM35 25V24H34ZM109 25V24H108ZM111 25V24H110ZM171 25V24H170ZM183 25V24H182ZM18 26H20V25H18ZM17 26V27H18ZM86 26V25H85ZM84 26V27H85ZM115 26V24L114 25H112V27H114ZM190 25H188V27H189ZM195 26H196V24H195ZM21 27V26H20ZM32 27V26H31ZM75 27H77V26H75ZM82 27V26H81ZM101 27H103V26H101ZM106 27V26H105ZM111 27V28H112ZM116 27V26H115ZM114 27V28H115ZM119 27H121V26H119ZM126 27V26H125ZM133 27V26H132ZM131 27V28H132ZM137 27H140V25L138 24V26ZM143 27H145V25H144V23H143ZM230 27V26H229ZM48 24L47 23H45V24H43V22L41 21V22H39V23H37L36 24V26H35V31H36V37H35V39L37 38V41H38V43L36 42V41H30L29 40V38L28 37H26L25 38V42H26V45H27V48H29L30 50H31V52H33L34 53V57H33V60L31 61L32 62V64L30 63V62H28V61H26L25 59H23L22 58V56L23 55H21V58H19L20 60V62L19 61H16V62H18L19 63V65L20 64H25L24 62L23 63H21L22 62V60H25V62H26V64L28 65L29 63H30V65H24V69H25V66H27L29 69H30V67L29 66H31V65H33V66H31V68L33 67H35L36 68V71L35 70H33V71H31V72H33V74H35L34 72H38V73H40L39 74V76H40V79L39 78H37V82H38V79L40 80V83L42 82L41 81V77L43 78V76H45V74L43 73L44 71H47L48 69V67H49V65L51 66V61H49L48 60V57H50V55L51 56H53V58H57V60H53L54 62H55V65L56 64H59V66H60V68H61V70L60 71H62L61 73H60V75H63L64 76V74L63 73H65L64 72V68H62L63 67V63L64 62H62V64H61V61L62 60H64L63 58H65L66 57V53H65V55H64V57H62V55H60V53H61V51H63L62 49L59 51L57 48H58V46H57V48L55 47V45L53 46L51 43V40H52V38L53 37H51V31H49L48 30ZM109 28V27H108ZM113 28V29H114ZM146 28H148V27H146ZM150 28V27H149ZM148 28V29H149ZM187 28V27H186ZM192 28V27H191ZM190 28V29H191ZM232 28V27H231ZM4 29V30H3ZM28 29H30V27L28 28ZM71 29L73 30V31H71ZM117 29V28H116ZM115 29V30H116ZM126 29H127V27H126ZM133 29V28H132ZM131 29V30H132ZM144 29L145 28H143L142 30H143V32H144ZM173 29V28H172ZM20 30H19V32H20ZM31 30V29H30ZM63 30H65V31H63ZM80 30V29H79ZM86 30V29H85ZM115 30H114V33H115ZM123 30H125V29H118L117 31H119V35H121L119 38L116 36V39L118 38L119 40H120V42H121V45L123 46V49H125V50H127V48H128V43H127V41H126V38H127V36H126V34L125 35H123ZM127 31H129V30H127ZM149 31V30H148ZM152 31V30H151ZM163 31H162V33H163ZM174 31V30H173ZM194 31V30H193ZM27 32V31H26ZM73 33V35L71 36V34ZM81 32V31H80ZM138 32V31H137ZM167 33L169 32V30L168 31H166ZM166 32H165V34H164V40L166 39V37H168V35L166 36ZM191 32V31H190ZM229 32V31H228ZM228 32H227V34H228ZM18 33V32H17ZM21 33H23L22 35H24V30L22 31V32H20L19 34L21 35ZM113 33V34H114ZM130 33H132V31H130ZM133 33H134V30H133ZM145 33V38L147 39V38H149V39H151L152 37H150L148 34H146L147 33V30H146V32H144ZM181 33V32H180ZM180 33H175L176 35H180ZM195 33V32H194ZM197 33V32H196ZM226 33V32H225ZM231 33V32H230ZM18 34V35H19ZM27 34H29V33H27ZM34 34V33H33ZM112 34V35H113ZM117 34V35H118ZM174 33L171 35V37H173V35H174V40H176L175 39V35ZM6 35V36H5ZM19 35V36H20ZM129 35V37H130V34H128ZM138 36V33H136L135 34V36ZM231 35H232V33H231ZM18 36V37H19ZM27 36V35H26ZM31 36H32V34H31ZM33 36H35V34L33 35ZM115 36V35H114ZM144 36V35H143ZM184 35H182V37H183ZM5 37V38H4ZM17 37V34L15 35V38ZM22 38H23V36H21ZM30 37V36H29ZM171 37H170V39H171ZM11 38V39H12ZM21 38V39H22ZM30 38H34V37H30ZM85 37H83V39H84ZM132 38V37H131ZM130 38V39H131ZM144 38V37H143ZM144 38V39H145ZM169 38V37H168ZM167 38V39H168ZM184 38V37H183ZM9 39V38H8ZM11 39H9V43H10V40ZM115 39V38H114ZM136 39V38H135ZM143 39V40H144ZM149 39H147V40H145L146 42L145 43H151L152 41L151 40H149ZM170 39H168V42H169V40ZM198 39V38H197ZM227 40H229L228 38H226ZM16 41L17 40H20V37L19 38H17V39H15ZM15 40H14V42H15ZM81 40V39H80ZM129 40V39H128ZM172 40V39H171ZM174 40H172L173 41V43H174ZM199 40V39H198ZM197 40V41H198ZM59 41H60V39H59ZM62 41V40H61ZM79 41V40H78ZM85 41V40H84ZM116 41V40H115ZM139 43H141V44H144V42L142 43V42H140L139 40H137ZM136 41V42H137ZM166 41V40H165ZM164 41V42H165ZM178 41V40H177ZM181 41V40H180ZM203 41H205L206 42V40L205 39H203ZM8 42V41H7ZM12 43H13V41H11ZM33 42H35V44L37 43L38 45H35V46H32V44L34 45V43ZM86 42V41H85ZM137 42V43H138ZM154 42V41H153ZM159 42V41H158ZM204 42V43H205ZM209 42V41H208ZM228 42V41H227ZM227 42L224 44V47H226V45H227ZM135 43V42H134ZM138 43V44H139ZM195 43H196V41H195ZM0 44H1V42H0ZM8 44V43H7ZM13 44H15V43H13ZM18 44H20L19 42H18ZM69 44V45H70ZM74 44H75V42H74ZM118 44V43H117ZM166 47H167V49L165 50L166 51V55H168L169 54V52L167 51L168 50V47L170 48L171 46H173V45H170V42L168 43V45L169 46H167V44L166 43H163ZM191 44V43H190ZM200 44V43H199ZM199 44H197L196 43V45H199ZM206 44V43H205ZM209 44V43H208ZM208 44L206 45V46H208ZM244 44V43H243ZM2 45V44H1ZM12 45V44H11ZM71 45V46H72ZM78 45V44H77ZM112 45V44H111ZM110 45V46H111ZM120 45V44H119ZM118 45V46H119ZM120 45V46H121ZM163 45V46H164ZM174 45H176V44H174ZM234 45V44H233ZM5 46V45H4ZM10 46V45H9ZM12 46H14V45H12ZM39 46H40V48H39ZM70 46V47H71ZM74 46V45H73ZM136 46V45H135ZM139 46V45H138ZM153 46V45H152ZM162 46V47H163ZM185 46H187V45H185ZM228 46H230V45H228ZM227 46V47H228ZM241 46V45H240ZM2 47V46H1ZM11 47V46H10ZM10 47L8 48H6V49H10ZM19 47H21V45H19ZM32 47H33V49H32ZM69 47V48H70ZM82 47H83V45H82ZM148 47V46H147ZM147 47H145L146 49H147ZM182 47H184V45L182 46ZM197 47V46H196ZM199 47V46H198ZM212 47V46H211ZM4 49H5V47H3ZM3 48H0V49H2V51H3ZM13 48H16L17 49V43H16V47H13ZM67 48V47H66ZM69 48H67L68 50H70ZM135 48V47H134ZM188 48V47H187ZM204 48H206L205 46H204ZM203 48V49H204ZM209 48V47H208ZM207 48V50H209ZM228 48H230V47H228ZM21 48H19V50H20ZM22 49H24V48H22ZM64 49V48H63ZM72 49H73V47H72ZM76 49L78 50V48L76 47ZM115 49V48H114ZM119 49V48H118ZM117 49V50H118ZM129 49H130V47H129ZM158 49V48H157ZM172 49L174 50V46L172 47ZM171 48H170V50L173 52V50H172ZM184 49V48H183ZM197 49H199V48H197ZM225 49H227V48H225ZM11 50H12V47H11ZM24 50H26V48L24 49ZM156 50V49H155ZM154 50V51H155ZM159 50V49H158ZM192 50V48L190 49V51ZM213 50H214V47H213ZM213 50H210V52L209 53H211L212 54V52L211 51H213ZM223 50H224V48H223ZM229 50V49H228ZM7 51V50H6ZM12 51H14L15 52V49L14 50H12ZM17 52H18V50H16ZM80 51V50H79ZM120 51H122L121 50V48H120ZM120 51H119V53H120ZM130 51V50H129ZM154 51H153V53H154ZM204 51V50H203ZM227 51V50H226ZM235 51V50H234ZM64 52V51H63ZM66 52H68V51H66ZM75 52H77V53H79L78 51H75ZM74 52V53H75ZM81 52V51H80ZM83 52V51H82ZM81 52V53H82ZM85 52V51H84ZM133 52V51H132ZM161 52V51H160ZM163 52H164V49H163ZM162 52V54L161 55H163V54H165V52L163 53ZM176 51H174V53H175ZM182 52H184V50H182ZM195 51H193V52H190V53H193L194 55H195V53H194ZM208 52H205L206 54L204 55V56H207V53ZM229 52H231L230 50H229ZM80 53V54H81ZM88 53V52H87ZM134 53V52H133ZM155 53H156V51H155ZM179 53V52H178ZM186 54L185 55H187V56H185V60H183V61H185V62H181V60L180 59H182L184 56V54L181 56V53H179V55L178 54H176L175 53V56H176V60H177V64L175 63V65H178V66H176V67H174V66H171L170 65V61H172V62H174L172 59L169 61V59H170V57H169V55L167 56V58H168V60L166 59V61H168V67L169 66H171V68L169 69L168 67H166V68H168L166 71H164L163 70V68H162V71H164V73H162L161 74V76H165V78H167V77H169V76H172L171 78L169 77L168 79V81H170V82H167L166 83V81H164L163 82V86H166V84L167 85H169V90H170V93L173 91L171 88H174L173 86L174 85H170V84H168V83H171V82H173V80L171 81V79H174L173 77H178V78H183V80H187L186 82H185V84H186V86H187V88H188V90H187V92L186 93H191V92H196V91H192V89H196L197 88V90L200 88H203V87H200V85L202 86V85H206V86H209L208 85V83L210 82V80H212L213 78H215L216 76H212V74H213V68H211L212 69V71H211V73H210V70H209V66H210V64H208V62H206L208 65H206L207 67V69L209 70V73L208 74H205L204 72H206V71H204L203 73H204V75H210V77H212V78H210L209 76H205L206 78L208 77V80H209V82L207 83V81L208 80H206V82L204 83L201 79L202 78H200V77H202V75H203V73H200L199 72V74H201V76H198L197 75V80H194V81H197V85L199 86H196L195 85V87L196 88H192V85H189V83L190 84H196L194 81H193V79H194V77H192V78H189V77H191L192 75L190 74V75H187L189 72H187V70H183L182 71V69H181V72H179V70H178V67L179 66H181V67H183V65L184 64H186V66L187 67H189V56H188V54L187 53H189V52H185ZM223 53V51H221V54ZM1 54V53H0ZM18 55H20L19 53H17ZM17 54L15 55V57L17 56ZM25 54H29L28 53V51L26 50V53ZM124 53H123V51H122V54L121 55H123ZM127 54H129V52H127ZM143 54H145V53H143ZM173 54V53H172ZM219 54H220V52H219ZM218 54V55H219ZM2 55V54H1ZM0 55V56H1ZM30 55V54H29ZM29 55H27L26 57H29ZM75 55H76V57L75 58H77L78 59V54H76L75 53ZM81 55H84L85 56V53H83V54H81ZM79 56V57H81V58H83V56ZM126 55V54H125ZM155 55V54H154ZM153 55V56H154ZM209 55V54H208ZM214 55V54H213ZM216 55V54H215ZM3 56V55H2ZM68 56V55H67ZM165 55H163L160 59H162L163 57H164ZM179 58H178V57ZM182 58H181V57ZM209 56H211V55H209ZM220 56V55H219ZM14 57V56H13ZM31 57H32V55H31ZM126 57V56H125ZM127 57H129V56H127ZM134 57H135V55H134ZM211 57H213V56H211ZM211 57H208V59H211ZM0 58H2V57H0ZM17 58V57H16ZM68 58V62H70L69 61V58L70 57H67ZM136 58V57H135ZM188 58V59H187ZM207 58V57H206ZM215 58V57H214ZM213 58V59H214ZM5 59V58H4ZM28 60H30L29 58H27ZM32 59V58H31ZM76 59V60H77ZM123 59V58H122ZM154 59H155V57H154ZM159 59V58H158ZM159 59V60H160ZM208 59L206 60L205 58H204V61H208ZM163 60V59H162ZM180 60V61H179ZM186 60H187V62H186ZM199 60V59H198ZM197 60V58H196V63H199V61H201V59L198 61ZM234 60H236V59H234ZM5 61V60H4ZM14 61H15V59H13V65H14ZM43 62V65L42 64H40V62ZM50 63H49V62ZM65 61H67L66 60V58H65ZM80 61H81V64L83 65V68H87L86 67V65H87V63L85 62L84 63V61L85 60H82V59H80ZM125 61V60H124ZM134 61V60H133ZM165 61V60H164ZM166 61L164 62L165 64H167L166 63ZM179 61V62H178ZM192 61V60H191ZM198 61V62H197ZM210 61V60H209ZM46 62H48V63H46ZM53 62V63H54ZM125 62H128V61H125ZM149 62V61H148ZM147 61H146V66H147V63H148ZM210 62H212V61H210ZM209 62V63H210ZM4 63V62H3ZM52 63V64H53ZM156 63H157V61H156ZM160 63V62H159ZM163 63V64H164ZM182 63H184V64H182ZM195 63V64H196ZM4 64H7V62L6 63H4ZM48 64V65H47ZM68 64V63H67ZM86 64V65H85ZM174 64V63H173ZM180 64V65H179ZM188 64V65H187ZM203 64V63H202ZM202 64H199L198 66H200L201 67V65ZM213 64H214V62H213ZM3 65V64H2ZM54 65V66H55ZM142 65H144V63L142 64ZM162 65V64H161ZM211 65H212V63H211ZM15 66H16V64H15ZM15 66H13V68L15 67ZM18 66V65H17ZM16 66V67H17ZM62 66V67H61ZM78 66V65H77ZM76 66V67H77ZM79 66H81L80 64H79ZM78 66V68H81V67H79ZM88 66V65H87ZM131 66V65H130ZM133 66V65H132ZM146 66H143V68L144 67H146ZM157 66V65H156ZM155 66V67H156ZM164 66V68H165V65H162V67ZM197 65L195 66V68L196 67H198ZM3 67H4V65H3ZM8 67V66H7ZM16 67H15V69H16ZM19 68H22V67H20V66H18ZM52 67H53V65H52ZM128 67V66H127ZM134 67V66H133ZM140 67H142V66H140ZM203 67V66H202ZM32 68V69H33ZM66 68V67H65ZM124 68H125V66H124ZM157 68V67H156ZM155 68V69H156ZM165 68V69H166ZM194 68V69H195ZM204 68H205V66H204ZM5 69V68H4ZM7 69V68H6ZM10 69L11 68H9V69H7V70H9V72H10ZM31 69V70H32ZM89 69H90V67H89ZM89 69H88V73L90 74V72H89ZM131 69H132V67H131ZM136 69H138V68H136ZM149 69V68H148ZM147 68H146V71L148 70ZM188 70H191V69H189V68H187ZM197 69V68H196ZM206 69V70H207ZM3 70V69H2ZM81 70H82V68H81ZM105 72L107 73V75H109V70H108V68H105ZM160 70V69H159ZM207 70V71H208ZM5 71V70H4ZM11 71H13V69L11 70ZM18 71H19V69H18ZM22 72H23V70H21ZM25 71V73H26V70H24ZM30 71V70H29ZM49 71H51L50 69L47 71L48 73H49ZM68 71V70H67ZM133 71H135L134 69H133ZM132 71V72H133ZM138 71H140V70H138ZM161 71V70H160ZM196 71V70H195ZM6 72H8V71H6ZM17 72V71H16ZM82 72V71H81ZM85 72V71H84ZM13 73V72H12ZM20 74H21V72H19ZM68 73V72H67ZM154 73V72H153ZM159 73V72H158ZM184 74V75H182V76H184V77H182V76H180L181 74ZM187 73V74H186ZM3 74V73H2ZM85 74V73H84ZM89 74H87V75H89ZM131 74V73H130ZM129 74V75H130ZM143 74H144V72H143ZM142 74V75H143ZM151 75H152V73H150ZM164 74V75H163ZM186 74V75H185ZM198 74V73H197ZM12 75H14V73L12 74ZM48 75H51V74H48ZM47 74H46V76H48ZM133 75V74H132ZM166 75H167V77H166ZM204 75H203V80L204 79H206V78H204ZM241 76V74H238V76ZM3 76V75H2ZM5 76V75H4ZM8 76V75H7ZM6 76V77H7ZM66 76V75H65ZM68 76V75H67ZM66 76V78H67V80H68V77ZM83 76L84 75H82L81 77L83 78ZM138 76V75H137ZM160 76V75H159ZM188 76V77H187ZM231 76H235V75H232L231 74ZM231 76H229V77H231ZM13 77V76H12ZM59 77V76H58ZM90 77V76H89ZM198 77H199V79H198ZM229 77H227V79L229 78ZM236 77V76H235ZM17 79H18V77H16ZM32 79H31V81H35L34 80V78L33 77H31ZM81 78V79H82ZM157 78V77H156ZM161 78V77H160ZM222 77L220 76V79H221ZM5 79V78H4ZM16 79V80H17ZM65 78L63 77L62 78V80H64ZM89 79V78H88ZM155 79V78H154ZM193 81H191V80ZM196 79V78H195ZM217 79H219L218 77H217ZM217 79H215L216 81H217V84H218V80ZM219 79V80H220ZM226 79V80H227ZM231 80H232V78H230ZM235 79H237V77L235 78ZM242 79V78H241ZM241 79H239L240 81H241ZM1 80V79H0ZM9 80V79H8ZM13 80H15V79H13ZM45 80H47V78L45 79H43V81H45ZM66 80V79H65ZM64 80V81H65ZM66 80V81H67ZM91 80V79H90ZM110 80V79H109ZM134 80V79H133ZM144 80V79H143ZM163 80H164V77H163ZM167 80V79H166ZM175 80V79H174ZM200 80V82H198ZM214 79H213V82L211 81L210 83H211V85L206 89V90H209V91H211V93L212 92H214L215 91V89L218 87H216L215 88V86H214V91H212V89H213V85H217V84H215L216 83V81H215ZM225 80V79H224ZM238 80V79H237ZM237 80H232L231 82H229V83H231V84H233L234 82L233 81H237ZM3 81H6V80H3ZM2 80H1V82H3ZM12 81V80H11ZM18 81V80H17ZM48 81V80H47ZM85 81V80H84ZM175 81H177V80H175ZM205 81V80H204ZM215 81V82H214ZM221 81H223V80H220V82ZM12 82H14V81H12ZM19 82H20V80H19ZM36 82V83H37ZM90 82V81H89ZM109 82V81H108ZM130 82V81H129ZM139 82H141V83H143L141 80L139 81ZM160 82V81H159ZM179 82H180V80H179ZM202 82V84H200ZM219 82V83H220ZM224 82V81H223ZM226 82V81H225ZM4 83H6V82H4ZM11 83V82H10ZM31 83V82H30ZM61 83H63V82H61ZM60 83V84H61ZM76 83H77V81H76ZM75 83V84H76ZM91 83V82H90ZM149 83V82H148ZM165 83V84H164ZM241 83V82H240ZM239 82H238V84H240ZM1 84V83H0ZM12 84V83H11ZM10 84V86H12ZM15 85H16V83H14ZM39 84V82L37 83V85ZM60 84H58V85H60ZM64 84H66V85H68V83H64ZM63 84V85H64ZM81 84H82V80H81ZM92 84V83H91ZM90 84V85H91ZM129 84V83H128ZM159 84V83H158ZM220 84H223L224 85V83H220ZM45 85V84H44ZM84 85V84H83ZM109 85H111V84H109ZM108 85V86H109ZM160 85V84H159ZM162 85V84H161ZM177 85V84H176ZM222 85V86H223ZM228 85V84H227ZM241 85V84H240ZM8 86V85H7ZM35 86V85H34ZM43 86V85H42ZM46 86V85H45ZM55 86V85H54ZM78 87H79V85H77ZM84 86H86V85H84ZM87 86H88V84H87ZM113 86V85H112ZM117 86V85H116ZM118 86H119V84H118ZM172 86V87H171ZM191 86V87H190ZM205 86V87H206ZM221 86V87H222ZM234 86V85H233ZM257 86V85H256ZM57 87V86H56ZM56 87H54V88H56ZM133 87V86H132ZM159 87V86H158ZM157 87V88H158ZM185 87V86H184ZM212 87V88H211ZM224 87H227V86H224ZM232 87V85L230 86V88ZM235 87V86H234ZM10 87L8 86V89H9ZM14 88H15V86H14ZM17 88V87H16ZM39 88H40V85H39ZM53 88V89H54ZM68 88V87H67ZM66 88V89H67ZM74 88V87H73ZM80 88H83V87H80ZM112 88V87H111ZM124 88V87H123ZM168 87H166L165 88V90L167 89ZM189 88H191V90H189ZM209 88H211V90L209 89ZM220 88V87H219ZM230 88H229V90H230ZM12 91H13V87L12 88H10ZM9 89V91H11ZM53 89L51 90V91H53ZM57 89V88H56ZM69 89V88H68ZM86 89V87L83 89V90H85ZM88 89V88H87ZM86 89V90H87ZM89 89H90V86H89ZM93 87H92V90H88L89 92L90 91H93ZM116 89V88H115ZM161 90L162 89H164V87L163 88H160ZM179 87H178V93H181V89H180V92H179ZM183 89V88H182ZM200 89H199V91H197L196 93H194V94H197L198 92L202 95H200V96H198V102H199V104H198V102L196 101V100H192V98H191V94H190V96H189V99H188V101L186 102L187 104H183L184 105V107L182 108V111L180 110V112H182V114H184V116H185V113L187 112V113H190L189 115H187V113H186V117H185V119H183V120H180V119H178V120H176L175 122H184V123H182V125H181V127H180V125L178 124V123H176V124H178V126L175 124V129H177L178 131H177V134L175 135H173V137L171 138V141H170V146L168 147V148H170L169 150H170V152H169V156L168 157H166L165 158V161L161 164H158L157 166H155V167H153V169H148V167L146 168L148 171L150 170V171H152L151 172V176H153L152 178H154L155 180H156V183H157V185H158V187H159V189L161 190V192H162V197H160V199H159V197H158V195H156V193H154L153 192V189H152V182H151V177H150V174H149V172L147 171V174H145V172H146V169H145V172L144 173H142L143 171H140V173H142V174H140V173H138V172H136L137 170H135V172H131L134 176H133V178H131L132 177V175H130L131 177V180H130V178H127V173H128V176H129V174H130V170H132L133 171V169H136L135 168V166H134V168H132L131 167V165L129 164V159H128V161L127 160H125L126 161V163H128V165H130V168H132V169H130V170H128V168L126 167L127 166V164L125 165V170H124V165L122 164V165H120V167H118L117 165H112V166H109V168H111V167H114V177L117 179H119V180H115V182L116 181H120V183L119 184H121V187H122V185L124 186L123 188H125V189H127V190H131V191H133V190H136V193H137V191L139 190V191H141V195L140 196H142V193H143V195L146 197V198H150V200L151 199H153L154 201H151L152 203H153V206H155V208H151V209H146V212H147V217L148 218H153V219H156L155 221H153V222H151V224L147 227V228H144V224L143 225H141V226H139V228H137V234L135 233V235H134V238L135 239H137L136 240V242H139V241H146L147 242V248H148V251H149V254H148V258L146 259V260H142V258H136L137 260H139V263L140 264H193V259L191 258V255L185 250V248H184V243H185V241L183 242V239H179V241H175L174 240V238H173V236H172V238H171V234H164V235H159L158 233H160V232H162V231H165L166 229H170V228H172V230H173V221H171V219H167V220H165V219H163L162 217H163V214H162V212H164V211H171V210H175V209H178V210H183L185 207H187L188 205H190V204H192V202H193V200H196V198H197V195L196 194H194V195H192V196H190V194L189 195H187V194H185V193H183L182 191V188H183V186H182V182L187 178V175L188 174H186L185 173V175L184 174H182V175H184V177L183 176H181V173L183 172H179V170L181 169H179V165H180V167H181V162H182V160H183V158L182 159H180L181 161H178L179 163V165L177 164V160H176V158L178 157V155L180 154L181 155V153L179 152H177L178 154H176L175 153V151L177 150L178 151V145L179 146H181V145H184L186 142H189L191 139H194L195 140V143H196V147L194 146L193 148L195 149V150H200L199 148L201 147V145H202V147L205 145V144H201V143H203V140H201L202 138H204L205 137V135L203 136V133L205 132V128H202L201 126L199 127V124H198V126H196V125H194L193 126V121L194 120H190V122H188V123H190V124H188L187 123V121L189 120V116L191 115H194V114H192L193 112L195 113V111L197 112V108L199 107V110L202 108V107H200L199 105L202 103V105L204 104V107H205V104L207 105V107H208V104H210V102H208V101H210L211 100V98L213 97V95L211 96V95H209V96H211V98L208 100V95L207 94H204V93H202L203 91H200ZM204 89V88H203ZM225 89V88H224ZM232 89V88H231ZM15 90V89H14ZM17 90V89H16ZM50 90V89H49ZM95 90V89H94ZM100 90V89H99ZM168 90V89H167ZM168 90V91H169ZM172 90V91H171ZM220 90V89H219ZM226 90V89H225ZM233 91H234V89H232ZM232 90H230V92H232L233 93V91ZM0 91H1V89H0ZM55 91H58V89L57 90H55ZM60 91H61V93L59 92V95L61 96L60 98H62V101H64V99H63V95H64V92H62L63 90H61V88H60ZM82 91V90H81ZM96 91V90H95ZM94 91V92H95ZM155 91H157V90H155ZM168 91H164L165 92V94H168V93H166V92H168ZM183 91H186L185 89H183ZM208 91V92H209ZM222 91H224V90H222ZM226 91H228V90H226ZM6 92V91H5ZM8 92V91H7ZM34 92V91H33ZM36 92V91H35ZM84 92V91H83ZM89 92H86V93H81L80 92V94L82 95V96H84L85 94H90ZM101 91H99V93H100ZM104 92V91H103ZM107 92H109V89H108V91ZM106 92V93H107ZM111 92H113V90H111ZM120 92V91H119ZM124 92V91H123ZM133 92H134V90H133ZM139 92V91H138ZM160 92H163V91H160ZM160 92H159V95H160ZM176 92V90H174L173 91V93L171 94L172 96H174V99H173V97L171 96V97H169L170 96V94L168 95V97L169 98H171V100L173 99V100H175V101H177V99H178V93ZM205 92H207V91H205ZM207 92V93H208ZM218 92V91H217ZM219 92H221V90L219 91ZM12 93H14V91L13 92H11V95H12ZM38 93H39V91H38ZM50 93V92H49ZM65 93H67V91L65 92ZM70 93V92H69ZM72 93H73V91H72ZM117 93V92H116ZM125 93V92H124ZM210 93V92H209ZM227 93V92H226ZM228 93H229V91H228ZM228 93H227V95H223L226 99H223L222 98V93H216L217 94V96H216V94H215V92H214V96L215 97H218V98H215V99H218V100H221V101H219V102H217V103H220L221 104V102H222V104L221 105H223V102H224V104H225V102H227V105H228V98L227 97H229V95H228ZM257 93V92H256ZM8 94V93H7ZM16 95H18L17 94V92L15 93ZM15 94H14V96H15ZM21 94H23V93H21ZM36 94V93H35ZM68 94V93H67ZM78 95H79V93H77ZM103 94H105V92L104 93H100V96L101 97H103L104 95ZM113 94V93H112ZM134 94H135V92H134ZM141 94H142V92H141ZM165 94H162V96L161 97H164L163 95H165ZM185 94V92H183V94L182 95H184ZM194 94H193V96H194ZM234 94H235V91H234ZM233 94V95H234ZM258 94V93H257ZM1 96H3L2 94H0ZM37 96H38V94H36ZM36 95H32L31 94V96L32 97H34V96H36ZM43 95L45 96V94L43 93ZM43 95H42V97H43ZM52 95V94H51ZM66 95V94H65ZM70 95H72V94H70ZM103 95V96H102ZM114 95V94H113ZM203 95H205V97H203ZM232 95V94H231ZM230 95V96H231ZM8 96H10V94L8 95ZM19 96H20V94H19ZM18 96V97H19ZM49 96H50V94H49ZM63 96V97H62ZM67 96V95H66ZM65 96V97H66ZM105 96H107V94H105ZM105 96H104V99H105ZM141 96V95H140ZM143 96V95H142ZM148 96V95H147ZM157 96H158V94H157ZM156 96V97H157ZM5 97V96H4ZM17 97V96H16ZM21 97V96H20ZM39 97V96H38ZM38 97H36V98H38ZM72 97V96H71ZM74 97V96H73ZM79 97V96H78ZM84 97H88L87 98V100L86 101H88V102H86V104L87 103H89V104H87V105H89V107H87V105H86V107H87V111L85 110V111H82V109H81V111L82 112H84V113H81V114H79V115H77V114H75V112H70V113H68L67 111H66V109H64V105H66V103L65 102H63V103H65L64 105H63V107L61 106V108H63L62 109V112H61V114L59 115H57V118H56V120H57V123L56 124H58V125H64L65 124V120H66V118L68 117V116H70V118H69V120H67V126L69 127V130H70V132L74 135V138H75V136H76V138L78 137L79 139H80V137L81 136H83L84 138H87V137H85V136H89L90 135V137L93 139L94 138V140L96 141V142H98L99 144H100V142L103 144H101V146H102V148L104 147V148H106V149H104V150H108L107 151V153H106V156H108V159H106L105 161L103 160V158H100V157H98V156H95V157H90V158H84V161H83V169L81 170L83 173H85L83 176L86 178V180H85V182H82L81 181V179L79 180V181H77V182H75L73 185H71V183L69 184V185H71L70 186V188H68V183L72 180H74V177H73V175L75 174V173H77V171L78 172H80L79 170H77L76 172H74V174L72 173V174H70L71 172H69V176L68 175H66V174H68L67 172L69 171L68 169V171H65V163L64 164H61L62 162H63V160L65 159V157H67V155H65L66 153H65V151L63 150V149H61V145L59 146V141H57V140H59V139H57L56 141V143H58V145H57V147L55 146V143L52 141V139H53V137H52V135L53 134H51L48 130H45L44 128V131L45 132H43V139L41 140V142L40 143H43L44 142V144H43V151L42 152H40V149H41V147H40V143H39V141L36 139V138H34V139H29L30 137L28 136H26V138L28 139V142L30 143V147H29V152H28V154L26 155L27 157H28V162L30 163V165H29V167L27 168V171L29 170V168L32 166H36L35 168H37L39 165H40V167H38V169H40V171H42V172H45V170L48 172V174L47 175H44L43 177H45L44 179H41V178H38L37 180H34L33 182H31L32 181V179H30V180H28L29 179V177H28V179H23V190H24V192H26L27 194H29L28 196L26 195V197L27 198H24V199H27V200H29V198L28 197H30L31 195H30V193L31 194H33L32 195V197L30 198L31 200L30 201H32V203L34 202V200H38V201H40V199L42 200V199H44V198H46V200H45V205L46 206H48V207H46L45 206V211L46 210H48V211H46V212H51V214H50V217H53V221H51V227L49 228V230H48V234H49V237H48V239L50 240L49 242L50 243H48V242H46V243H48V244H45V245H41V247L38 249V244H40V242L37 244V246L35 245L34 246V243H35V240H37L38 238H43V236H40L39 237V235H37V234H35V233H33V234H35V240H34V237L33 236H31V231L28 233L31 237H33V239L31 240V238H30V240H31V242H30V244L32 243V245L31 246H34L33 247V250H32V248H31V250L30 251H32L33 253L36 251L35 249H37V253H35V256L34 257H36L35 259H37V262H35L36 264L38 263V264H67V262H65L64 261V257L61 259L60 258V256H61V252L59 251L60 249H59V244H58V239L61 237V235L62 234H64L65 235V233L67 232V234H66V237H65V248H66V254H69V252H71V247H73V246H70V244L72 243L71 241H72V237L75 235L74 234V232H75V230L77 231V229H76V226H77V224H78V222L80 221V219L84 216L83 215V210H84V206H85V204H86V202H85V199L84 198H86L87 196L86 195H84L85 194V190H84V185H89V184H87V183H89V182H87V181H92V180H94V178L96 177V174H97V172L99 173V172H102V173H104L105 171H106V169H107V163H109V161L111 160V157H110V153H112L113 154V152H118V146L120 145L121 146V142H120V140L118 139V138H111V136H109V134H108V131L109 130H107V127L109 126L108 124H106V122L104 121V119L103 118H100V114H99V112H98V110H97V107L100 109V107L99 106H101V104L99 103V106H97V107H95L94 108V104H96V105H98L97 104V102H99V100L101 101V98L100 99H96V96L94 95V93H92V94H90L89 96H84ZM130 97V96H129ZM149 97V99H150V96H148ZM207 97V98H206ZM232 97V96H231ZM234 97V96H233ZM5 98H8L9 99V97H5ZM11 98V97H10ZM13 98V97H12ZM35 98V97H34ZM33 98V99H34ZM43 98H45V97H43ZM131 98V97H130ZM193 98H196V95H195V97H193ZM200 98H201V100H203L202 102H200L201 100H200ZM204 98H206L207 99V102H208V104H207V102L205 103V101L206 100H204ZM236 98L238 99V97L236 96ZM104 99H102V100H104ZM113 99V98H112ZM115 99V98H114ZM129 99V98H128ZM154 99V98H153ZM186 99H187V97H186ZM185 99V100H186ZM215 99H214V101L212 102L211 101V107L213 106L212 104L214 103V102H216L215 101ZM32 100V99H31ZM67 100V99H66ZM68 100H72V98L71 99H68ZM67 100V101H68ZM75 100H76V102H77V100L78 99H75L74 98V102H75ZM96 100H98L96 103H95V101ZM111 100V99H110ZM122 100V99H121ZM132 100V99H131ZM135 100V99H134ZM164 100H165V97H164ZM171 100H169L168 99V101H171ZM212 100H213V98H212ZM230 100V99H229ZM231 100H233V98L231 99ZM0 101H2V100H0ZM7 101V100H6ZM34 100H32V102H31V104L32 103H34L33 102ZM78 101H81V100H78ZM109 101V100H108ZM107 101V102H108ZM112 101V100H111ZM119 101V100H118ZM148 102H149V100H147ZM175 101H171L170 103H174ZM183 101V100H182ZM196 101V102H195ZM235 101V100H234ZM3 102V101H2ZM12 102V101H11ZM71 102V101H70ZM70 102H68V104H70ZM104 102H105V100H104ZM115 102V101H114ZM166 102H167V100H166ZM178 102V101H177ZM230 102H232V101H230ZM229 102V105H228V107H230V105H231V103ZM236 102V101H235ZM7 103V102H6ZM13 105H14V100H13ZM22 103V102H21ZM81 103H84L83 102V100H82V102ZM111 103V102H110ZM135 103V102H134ZM152 103V102H151ZM155 103V102H154ZM158 103H160V102H158ZM169 103V104H170ZM195 103H197V105H198V107H197V105L195 104ZM8 104V103H7ZM6 104V105H7ZM73 104V103H72ZM77 104H79V103H77ZM76 104V105H77ZM124 104V103H123ZM153 104V103H152ZM164 104V103H163ZM195 104V106H193ZM235 105H237V103H234ZM9 105H10V102H9ZM12 105V106H13ZM95 105V106H96ZM117 105V104H116ZM130 105V104H129ZM175 105H177V103L175 104ZM175 105H174V108L172 109L173 111H171L170 110V108H169V113L172 115V113H174V112H176V110L174 111V109H176L175 108ZM192 105V108L193 107H195V108H193L192 110H194L195 109V111H191L190 110V106ZM227 105H224V106H226V108H224V106L222 107H220V108H222V109H219V107H216L217 106V104H216V106H215V104H214V107L216 108L215 110H217V112H216V114L220 111L221 112V110L223 111V108H224V110L226 109L227 110ZM57 106V105H56ZM55 106V107H56ZM73 106H74V104H73ZM82 106H84V105H82ZM123 106V105H122ZM143 106V105H142ZM148 106V105H147ZM178 107H179V105H177ZM176 106V107H177ZM220 106V105H219ZM238 106V105H237ZM2 107V106H1ZM0 107V108H1ZM85 107V106H84ZM132 107V106H131ZM159 107L160 106H158V105H155V113H156V117H155V119L157 120V119H159V118H162L161 119V121L164 119V118H167V117H164L163 116V114L165 113H163V111H162V114H160L159 112H160V110H159ZM173 107V106H172ZM177 107V108H178ZM203 107V108H204ZM213 107V108H214ZM6 108H7V106H6ZM6 108H5V110H6ZM58 108H60V105H59V107ZM83 108V107H82ZM151 108L153 109V107L151 106ZM161 108V107H160ZM163 108H166V106L165 107H162V110H163ZM219 109V111H218V109ZM231 108V107H230ZM238 108H239V106H238ZM55 109V108H54ZM53 109V110H54ZM84 109V108H83ZM102 109V108H101ZM142 109V107L140 108V110ZM167 109V108H166ZM205 109V108H204ZM208 109H210V108H208ZM208 109H207V112H208ZM59 110V109H58ZM72 110V109H71ZM77 110H80V109H78L77 108ZM120 110V109H119ZM134 110V109H133ZM178 110V109H177ZM202 110V109H201ZM214 110V109H213ZM214 110V111H215ZM230 112H231V110L230 109H228ZM227 110V111H228ZM238 110V109H237ZM0 111H2V109H0ZM46 111V110H45ZM48 111V110H47ZM47 111L45 112V113H47ZM56 111V110H55ZM80 111V112H81ZM103 111V110H102ZM129 111V110H128ZM135 111V110H134ZM185 113H184V112ZM190 111V112H189ZM210 111H212V108H211V110ZM209 111V112H210ZM58 112V111H57ZM114 112V111H113ZM118 112V111H117ZM116 112V113H117ZM133 112V111H132ZM179 112V110L177 111V113H175L176 114V116L178 117V113ZM192 112V113H191ZM201 113L200 114H202L203 112L202 111H200ZM206 111L204 112V114L205 113H207ZM208 112V114H210ZM220 112L217 114V116L218 115H221L222 116V114L224 113V112H222L221 114H220ZM44 113V114H45ZM60 113V112H59ZM78 113V112H77ZM137 113V112H136ZM199 113V112H198ZM33 113H31V115H32ZM114 114V113H113ZM130 114V113H129ZM170 114H168V116H170ZM213 114V113H212ZM214 114H215V112H214ZM227 114V113H226ZM225 113H224V115H226ZM38 115H40V114H38ZM37 115V116H38ZM47 115H48V113H47ZM55 115V116H56ZM116 115V114H115ZM135 115V114H134ZM136 115H138V114H136ZM165 115V114H164ZM211 115V114H210ZM228 115V114H227ZM226 115V116H227ZM231 115V113L228 115V116H230ZM52 116V115H51ZM51 116H50V118H51ZM111 116H113V118H114V115H111ZM166 116V115H165ZM212 116V115H211ZM211 116L209 117V115H208V118H211ZM227 116V117H228ZM232 116V115H231ZM42 117V116H41ZM125 117V116H124ZM138 117V116H137ZM143 117H144V115H143ZM212 117H215L214 115L212 116ZM225 117V116H224ZM223 117V118H224ZM39 118V117H38ZM216 118V117H215ZM220 117H218V122H219V120L222 118H220ZM41 119V118H40ZM130 119V118H129ZM215 119V120H216ZM225 119H227L226 117H225ZM113 120V122H112V124L114 125V127L116 128V130H117V132L119 133V134H117L118 136H121L123 133H124V131H123V123L119 120V119H116V118H114V119H112ZM111 120V121H112ZM167 120H168V118H167ZM166 120V121H167ZM180 120V121H179ZM207 120V119H206ZM212 120H214V118L212 119ZM212 120H210V122L208 121V123H210L211 124V122L213 123V121ZM122 121H123V119H122ZM160 120H159V122H158V124L161 122ZM221 121H224L223 119H221ZM220 121V122H221ZM35 122V121H34ZM51 122L53 123H55V119L53 118L52 120H51ZM136 122V121H135ZM163 122H165V121H163ZM163 122H161V123H163ZM173 122H174V120H173ZM196 122V121H195ZM206 122V121H205ZM204 122V123H205ZM217 121H215V123H216ZM216 123V125L217 124H220V122L219 123ZM160 123V124H161ZM166 123H169V121H167ZM199 123V122H198ZM155 124H157V123H155ZM187 124V125H186ZM194 124H197V123H194ZM27 125H28V123H27ZM34 125H35V123H34ZM108 125V126H107ZM137 125V124H136ZM163 125V124H162ZM171 125V124H170ZM33 126V125H32ZM169 125H167V127H168ZM35 127V126H34ZM57 127V126H56ZM179 127V128H178ZM59 128V127H58ZM57 128V129H58ZM172 128V127H171ZM203 129V132H202V129ZM49 129H50V127H49ZM53 130V129H52ZM59 130V129H58ZM66 130V129H65ZM165 130V129H164ZM34 131V130H33ZM202 133H201V132ZM206 131H207V129H206ZM35 132V131H34ZM39 132V131H38ZM61 132V129H60V131H59V133ZM201 133V135L203 136L202 138H201V135H200V133ZM212 132H214V131H212ZM61 133H64V132H61ZM1 134H2V132H1ZM56 134H57V132H56ZM204 134H206V133H204ZM207 134H208V131H207ZM209 134H210V132H209ZM35 135H38V134H35ZM116 135V136H117ZM229 135H230V133L228 134L227 133V135H224V137L228 140V141H221L220 143H221V145L222 144H224V146L222 147V146H220V149H221V147L223 148V150H221V151H223V153H224V149L225 150H227V148H230V147H227V145L229 144V145H231V141L230 140H233L232 139V136L230 135V137H229ZM4 136V135H3ZM15 136H16V133H15ZM39 136V135H38ZM38 136H36V137H38ZM41 136V135H40ZM55 136V135H54ZM57 136V135H56ZM80 136V137H79ZM216 136H218V135H216ZM226 136H228V137H226ZM34 137V136H33ZM207 137V136H206ZM205 137V138H206ZM209 137V136H208ZM214 137H215V135H214ZM2 137H0V139H1ZM55 138V137H54ZM73 138V137H72ZM73 138V139H74ZM75 138V139H76ZM122 138H124V137H122ZM137 138V137H136ZM167 138H169V137H167ZM199 138V139H198ZM217 138V137H216ZM219 138V137H218ZM4 139V138H3ZM61 139H62V137H61ZM208 139V138H207ZM206 139V140H207ZM240 139V140H239ZM14 140V139H13ZM31 140V141H30ZM84 140V139H83ZM83 140H81L82 142H83ZM220 140V139H219ZM234 140H238L239 142H244L243 141V139L242 138H238V139H234ZM0 141H2V139L0 140ZM4 141V140H3ZM15 141V140H14ZM64 141V140H63ZM77 141V140H76ZM80 141V142H81ZM94 141V142H95ZM137 141V140H136ZM200 141H201V143H200ZM229 141L231 142V143H229ZM12 142V141H11ZM64 142H66V141H64ZM79 142V143H80ZM228 142V144H226ZM242 142L240 143V144H242ZM2 143H4V142H2ZM1 142H0V144H2ZM16 143V142H15ZM15 143H14V146H15ZM22 143V142H21ZM205 143V142H204ZM220 143H216L217 145H216V148H217V150H219L218 148H219V145H220ZM66 144V143H65ZM70 144H72V143H69V145ZM83 144H85L84 142H83ZM133 144V143H132ZM135 144V143H134ZM165 144V143H164ZM181 144V145H180ZM214 144V143H213ZM246 143H244V145H245ZM22 145H23V147L25 146V144H23L22 143ZM62 145H63V143H62ZM68 145V146H69ZM78 145H81V144H77V146ZM186 145V144H185ZM225 145H226V147H225ZM228 145V146H229ZM243 145V144H242ZM242 145H240V146H242ZM248 145H250L249 144V142H248ZM4 147H5V145H3ZM2 145H0V154H1V163H2V166H4V165H9L10 164V159H11V156L12 155H10L9 156V154H8V149L6 150V155H3V153H2V151H4V149L2 150V147H3ZM64 146V145H63ZM66 146V145H65ZM64 146V147H65ZM133 146V145H132ZM131 146V147H132ZM155 146V145H154ZM164 146V145H163ZM162 146V147H163ZM7 147V146H6ZM5 147V148H6ZM12 147H13V145H12ZM56 147V148H55ZM67 147V146H66ZM161 147V148H162ZM201 147V148H202ZM233 147H234V143H233ZM11 148V147H10ZM14 148V147H13ZM16 148V147H15ZM54 148L56 149V150H54ZM204 148V147H203ZM202 148V149H203ZM216 148H215V150H216ZM19 149V148H18ZM78 148H76V152H79V150H77ZM80 149V148H79ZM136 148H134V150H135ZM160 149V148H159ZM166 149H167V147H166ZM181 149V148H180ZM230 149H233L234 151L237 149V148H230ZM13 150V149H12ZM150 150V149H149ZM195 150L193 151L194 153H195ZM212 150H213V148H212ZM212 150L210 151V152H212ZM74 151V150H73ZM133 151V150H132ZM163 151V150H162ZM181 151V150H180ZM192 151V150H191ZM190 151V152H191ZM237 151H238V149H237ZM237 151H235V153L237 152ZM14 152V151H13ZM13 152H11V153H13ZM16 152V151H15ZM75 152V151H74ZM117 152H116V154H117ZM186 152V151H185ZM203 152V151H202ZM209 152V151H208ZM207 152V153H208ZM215 152V151H214ZM228 152V151H227ZM10 153V154H11ZM136 153V152H135ZM143 153V152H142ZM160 153V152H159ZM183 153V152H182ZM218 153V152H217ZM221 153V152H220ZM222 153V154H223ZM240 153H242V152H240ZM14 155L16 154L17 155V153H13ZM20 154L22 155V157H26L25 156V153H24V148H21V152H20ZM69 154H71V153H69ZM69 154H68V156H69ZM184 154V153H183ZM183 154L181 155V156H183ZM193 154V153H192ZM198 154V153H197ZM200 154V153H199ZM225 154V153H224ZM227 154V153H226ZM237 154H238V152H237ZM237 154H235V156L234 157H229V160L228 161H230V159H236V156H238V157H240L239 155H237ZM15 155V156H16ZM120 156H121V153L119 154ZM122 155H123V153H122ZM136 156H137V153L135 154ZM140 155V154H139ZM144 155V154H143ZM176 155H177V157H176ZM195 155V154H194ZM202 155V154H201ZM204 155V154H203ZM207 155V154H206ZM210 155V153H208V156ZM221 155V154H220ZM100 156V155H99ZM102 156H103V154H102ZM119 156V157H120ZM141 156V155H140ZM196 156H198V155H196ZM21 156H20V158H22ZM115 158H116V160H117V163L116 164H118L120 161V159L118 158L117 159V157L116 156H114ZM122 157V156H121ZM123 157H124V155H123ZM144 157V156H143ZM203 157V159L200 157V155H199V158H201L202 160H200V162H201V165H203L205 168L207 167V166H205L203 163H205V162H207L208 163V161L209 160H211V159H213L214 158V156L212 157H205V155L204 156H202ZM18 158V157H17ZM127 158V157H126ZM198 158V157H197ZM208 159V161L206 160H204V159ZM211 158V159H210ZM241 158V157H240ZM13 159V158H12ZM112 159H114V158H112ZM124 159V158H123ZM138 159V158H137ZM185 159H186V157H185ZM14 160H15V158H14ZM18 159H16L15 161H17ZM103 160V161H102ZM122 160V159H121ZM143 160V159H142ZM158 160V159H157ZM189 160V159H188ZM193 160V159H192ZM214 160H217V159H214ZM237 160V159H236ZM235 160V161H236ZM239 160V159H238ZM21 162L23 161V159H21L20 160ZM119 161V162H118ZM194 161H196V160H194ZM203 161H205V162H203ZM212 161V160H211ZM219 161V160H218ZM24 162V161H23ZM123 162V161H122ZM183 162H185V164H183L182 163V167L184 166V169L185 170H187V172L190 174V172L188 171L189 169H187V167L188 166H190V168H191V165H187V163L186 162H188L187 161V159H186V161L185 160H183ZM189 162H190V160H189ZM189 162H188V164H189ZM197 162H199L198 160H197ZM196 162V163H197ZM199 162V163H200ZM210 162V161H209ZM216 162V161H215ZM220 162V161H219ZM237 162V161H236ZM45 163V164H44ZM125 163V162H124ZM195 163V164H196ZM227 163H229V162H227ZM231 163H232V165H234L235 163L234 162H232V160H231ZM230 163V164H231ZM12 164H13V162H12ZM16 164V163H15ZM21 165H22V163H20ZM19 164V165H20ZM43 164V165H42ZM60 164V165H59ZM120 164V163H119ZM118 164V165H119ZM190 164H192L191 162H190ZM194 164V163H193ZM206 164V163H205ZM215 164V163H214ZM216 164H217V166H218V170H219V172H222L223 170V168H222V165H220L218 162H216ZM18 165V166H19ZM97 165V166H96ZM139 165V164H138ZM196 165H198V164H196ZM211 165V164H210ZM213 165V164H212ZM236 165H238L237 163H236ZM13 166V165H12ZM16 166H17V164H16ZM44 166V168H45V166H47V168H48V170H47V168H45L44 170H41L42 169V167ZM123 167V169H122V167ZM187 166V167H186ZM229 166V165H228ZM255 166V165H254ZM23 167V166H22ZM97 167H99V168H101V169H97ZM136 167H139V166H136ZM143 167V166H142ZM200 167V166H199ZM202 167V166H201ZM214 167H216V166H214ZM231 167V166H230ZM96 168V169H95ZM143 168H145V167H143ZM189 168V167H188ZM198 168V167H197ZM203 168V167H202ZM232 168H233V166H232ZM231 168V169H232ZM237 168V167H236ZM5 169H7L6 167H5ZM11 169V168H10ZM19 169H21L20 168V166H19ZM80 169V168H79ZM126 169L128 170V172H125L126 171ZM142 169V168H141ZM141 169H139L138 168V171L139 170H141ZM212 169V168H211ZM214 169V168H213ZM216 169V168H215ZM234 169V168H233ZM240 169V168H239ZM256 169V168H255ZM3 170V169H2ZM1 170V171H2ZM21 170H23V169H21ZM31 170H33L32 168L30 169V171ZM100 170V171H99ZM182 170V169H181ZM191 170H193V169H191ZM199 170H200V172H201V169L199 168ZM202 170H204V169H202ZM209 168H208V172H209ZM241 170V169H240ZM0 171V172H1ZM13 171V170H12ZM11 170H9V172L11 173L12 172ZM206 171V172H207ZM211 171V170H210ZM15 172V171H14ZM19 172L20 171H18V173H17V175L19 174ZM213 172V171H212ZM4 173H5V171H4ZM3 173V174H4ZM22 173V172H21ZM25 173V172H24ZM23 173V174H24ZM83 173H81L80 175L82 176V174ZM136 173H138L137 175H135ZM191 173H192V171H191ZM210 173L211 172H209V176H210ZM1 174V173H0ZM6 174V173H5ZM13 174V172L11 173V175ZM33 174V173H32ZM44 174V173H43ZM139 174L141 175V176H139ZM193 174V173H192ZM202 174V173H201ZM212 174V173H211ZM16 175V176H17ZM24 175H27V173H25ZM79 175V174H78ZM90 175V176H89ZM106 175V174H105ZM117 175V176H116ZM4 176V175H3ZM8 176H10V175H8ZM75 176V175H74ZM89 176V177H88ZM109 176V175H108ZM110 176H112L111 174H110ZM186 176V177H185ZM199 176V175H198ZM208 176V175H207ZM13 178H11V179H14L15 180V177L14 176H12ZM25 177V176H24ZM88 177V178H87ZM120 177V178H119ZM189 177H191L192 178V176H188V178ZM206 177V176H205ZM205 177H203V178H205ZM211 177V176H210ZM18 177H16V179H17ZM76 178V177H75ZM79 178H81L80 176H79ZM98 178V177H97ZM111 177H109L108 179H110ZM114 178V179H115ZM190 178V179H191ZM19 179V178H18ZM39 179H41V180H39ZM102 179V178H101ZM127 179V180H126ZM153 179V180H154ZM4 180H5V178L4 179H1V175H0V186L2 187V189L3 188H6V187H9L7 190H5L6 191V195H4L5 197H9V196H7V195H11V193H10V188L14 185V184H12V180H11V184H12V186L10 187V185H7L10 181H9V179H8V177L6 178V180H7V182L8 183H4ZM5 180V181H6ZM20 180V179H19ZM18 180V182H20ZM77 180V179H76ZM112 181H113V179H111ZM130 180V181H129ZM202 180V179H201ZM17 181V180H16ZM16 181H15V183H16ZM69 181V182H68ZM191 181V180H190ZM68 182V183H67ZM93 182V181H92ZM107 182V181H106ZM111 182V181H110ZM192 182V181H191ZM190 182V183H191ZM193 182H195V181H193ZM192 182V183H193ZM67 183V184H66ZM91 183V182H90ZM117 183V182H116ZM116 183H114V184H116ZM132 183H134V184H132ZM197 183H199V182H197ZM22 184V183H21ZM21 184H19L18 186H20ZM76 184V185H75ZM92 184V186H94L93 185V183H91ZM97 184V183H96ZM66 187V185H67V190H68V192H69V194L73 191V189L74 188H77L78 189V194L76 195L75 194V192H77V191H75L73 194L71 193L70 195H73L74 196V194L77 196V197H74L73 198V196L71 197V199H70V201H71V203H72V200L74 199V201H73V204H71V206H70V209H71V212H70V214H69V212L66 210V203H65V196H64V198H63V196H62V194H64V192H63V190H64V186ZM98 185V184H97ZM96 185V186H97ZM109 185V184H108ZM117 185V184H116ZM156 185V184H155ZM191 185H193V184H191ZM75 186V187H74ZM91 186V185H90ZM95 186V187H96ZM185 186V185H184ZM187 186H188V184H187ZM198 184H197V186H194V187H196V188H194V189H198ZM15 187V186H14ZM14 187H12L13 189H14ZM73 187V188H72ZM12 188H11V191H12ZM190 188H193V187H190ZM200 188V187H199ZM1 189V190H2ZM15 189H16V187H15ZM20 190H21V188H19ZM94 188L92 187V190H93ZM98 189H100L99 188V185H98ZM155 189V188H154ZM18 190V189H17ZM43 190H45L46 192H44V194H42V191ZM72 190V191H71ZM76 190V189H75ZM101 190V189H100ZM100 190H96V189H94V191H96V193L98 192V191H100ZM191 190V189H190ZM193 190V189H192ZM191 190V191H192ZM206 190V189H205ZM4 191V192H5ZM94 191H92V192H94ZM156 191V190H155ZM197 191H199V190H197ZM68 192H66V193H68ZM101 192V191H100ZM100 192H98L99 194H100ZM156 192H158V191H156ZM160 192V193H161ZM190 192V191H189ZM200 192V193H199ZM197 194H201L202 192L201 191H199ZM206 192H208V191H206ZM14 193H17V191L15 190L14 192H13V194ZM97 193V194H98ZM139 193V192H138ZM18 194V193H17ZM42 194V195H41ZM98 194V195H99ZM158 194V193H157ZM208 194V193H207ZM97 195V196H98ZM202 195V194H201ZM18 196V195H17ZM19 196H20V193H19ZM41 196H44V198H40ZM96 196V195H95ZM160 196H161V194H160ZM199 196V195H198ZM215 196V195H214ZM4 197V198H5ZM13 197V196H12ZM15 197V196H14ZM34 197L36 198V199H34ZM158 197V198H157ZM218 197V196H217ZM3 198V199H4ZM16 198V197H15ZM14 198V199H15ZM21 198V197H20ZM64 199L62 202H63V205H60V200L61 199ZM3 199H1V200H3ZM6 199V198H5ZM4 199V200H5ZM8 199H10V198H8ZM11 199H13V198H11ZM10 199V200H11ZM16 199H18V198H16ZM34 199V200H33ZM156 199H158V200H156ZM9 200V201H10ZM218 200V199H217ZM7 202H9L8 200H6ZM18 201V200H17ZM20 201H21V199H20ZM24 201V200H23ZM30 201H28L29 203H30ZM114 201V200H113ZM219 201V200H218ZM221 201V200H220ZM7 202H5L4 201V204L5 203H7ZM13 202H15V201H13ZM19 202V201H18ZM42 202V201H41ZM103 202V201H102ZM102 202H100V204L102 203ZM149 202V201H148ZM150 202V203H151ZM217 202V201H216ZM3 204V202H0V204ZM11 203H12V201H11ZM16 203V202H15ZM211 203V202H210ZM215 203V202H214ZM219 203V202H218ZM1 204V205H2ZM42 204V203H41ZM43 204H44V202H43ZM62 204V203H61ZM104 204V203H103ZM149 204V203H148ZM1 205H0V207H1ZM8 205V204H7ZM7 205L5 204V206L7 207ZM9 205H10V203H9ZM16 205V204H15ZM108 205V204H107ZM110 205V204H109ZM209 205V204H208ZM215 205H216V203H215ZM214 205V206H215ZM224 205V204H223ZM4 206V207H5ZM17 206V205H16ZM15 206V207H16ZM19 206H21V205H19L18 204V207ZM34 205H32L31 207V210L30 211H33L32 209L33 208H36V207H33ZM41 206V205H40ZM98 207H100L99 205H97ZM150 206V205H149ZM218 206V205H217ZM216 206V207H217ZM221 205H219V207H220ZM233 206V205H232ZM9 207V206H8ZM11 207V206H10ZM10 207L8 208V209H10ZM13 207V206H12ZM103 207H104V205H103ZM219 207H217L216 209H214V208H212V209H214V211H215V213L213 212H210L211 214L210 215H212V214H215V218H214V220H215V224L217 225L216 227H219V229H223V228H225V229H227L228 230V233L229 234H231L232 236H234V237H236V235L237 234H240V236H243V235H241V233H239L241 230H240V228H238V222H239V220H238V215L236 216L235 214H231V215H229V214H226V213H224L225 212V210L223 209V208H219ZM225 207V206H224ZM19 208H21V207H19ZM18 208V209H19ZM22 208H25V207H22ZM38 208V207H37ZM63 208V209H62ZM101 208V207H100ZM147 208H149L148 206H147ZM1 209V208H0ZM5 209V211L3 212V211H1L0 212V226L1 227H3L4 229L3 230H1L2 231V234H4L5 236V238H6V242H7V244H9V245H7V247L8 248H10L11 249V247H12V249H14L13 248V246H18L17 244L18 243H20L22 240H24V238H25V240H26V243H28L29 241V239L27 240L26 239V237H19L21 234L23 235V236H25L26 234H24V229H23V227H22V225L24 224V223H28V222H24L23 224H21V228L20 229H16L17 227H15V225H14V223H13V221H12V217L13 216H9L8 214V211L10 212V214H11V210H6L7 208H4ZM3 209V210H4ZM13 209L15 210V208L13 207ZM40 209L42 210V208L40 207ZM231 209V208H230ZM13 210V211H14ZM233 210V209H232ZM236 210V209H235ZM18 211V210H17ZM37 211V210H36ZM70 211V210H69ZM202 211V210H201ZM237 211V210H236ZM33 212H35V211H33ZM40 212V211H39ZM39 212H37V213H39ZM194 212V211H193ZM206 212V211H205ZM204 212V213H205ZM227 212V211H226ZM238 212L239 211H237L236 212V214H238ZM241 212V211H240ZM3 213H5V216H3ZM18 213H20V211L18 212ZM17 213V215H19V216H21V214H18ZM28 213V212H27ZM68 213V214H67ZM228 213V212H227ZM235 213V212H234ZM13 214V213H12ZM11 214V215H12ZM35 214V213H34ZM34 214H33V216H34ZM47 214H49V213H47ZM65 214H67L68 215V220L66 219L67 218V215L65 216ZM84 214H85V212H84ZM181 214V213H180ZM209 214V212L206 214V216ZM13 215H16L15 213L13 214ZM26 215V214H25ZM25 215H24V217H25ZM32 215V214H31ZM31 215H30V217H31ZM39 215V214H38ZM82 215V216H81ZM135 215V214H134ZM182 215V214H181ZM27 216V215H26ZM40 216H42L41 214H40ZM45 216L47 217V215H46V213H45ZM23 216H21V218H22ZM23 217V218H24ZM29 216H27V218H28ZM41 217V218H38V221L40 220V219H48L49 220V217ZM66 217V218H65ZM105 218L106 217H109V216H107V215H105L104 216ZM103 217V218H104ZM115 217V216H114ZM134 217V216H133ZM209 217V216H208ZM213 217V216H212ZM237 218V220H236V218ZM36 217L34 216V219H33V217H32V221L34 222L36 219H35ZM138 218V217H137ZM136 217L134 218V220H138ZM199 218V217H198ZM14 219V218H13ZM17 219H19L20 220V217H18V218H16V220ZM51 219V218H50ZM83 219V218H82ZM111 219V218H110ZM110 219H109V221H110ZM132 219V218H131ZM179 219V218H178ZM207 219V218H206ZM23 220V219H22ZM22 220H20V221H22ZM26 219L24 218V221H25ZM201 220H202V218H201ZM107 221V220H106ZM212 222V221H210V218H209V220H207V222ZM242 221V220H241ZM15 222V221H14ZM23 222V221H22ZM46 222V221H45ZM81 222V221H80ZM205 222V221H204ZM5 223V224H4ZM17 223H18V221H17ZM136 223V222H135ZM134 223V224H135ZM240 223V222H239ZM29 224V223H28ZM41 224H45V223H41ZM40 224V225H41ZM109 224V223H108ZM108 224H106V225H108ZM110 224H112V223H110ZM26 225V224H25ZM33 225H35V224H33ZM48 225H49V223H48ZM137 225V224H136ZM135 225V226H136ZM159 225V226H158ZM241 225V224H240ZM16 226H19V225H16ZM27 226V225H26ZM32 226V225H31ZM30 226V227H31ZM42 226V225H41ZM105 226V225H104ZM117 226V225H116ZM132 226H133V224H132ZM157 226L158 227H160V229L161 228H163V229H161V231H159V229L157 228ZM203 226V225H202ZM39 227V226H38ZM38 227H36V228H38ZM43 227V226H42ZM137 227V226H136ZM28 228V227H27ZM115 228V227H114ZM114 228H111V229H114ZM157 228V229H156ZM41 229V228H40ZM168 229V230H169ZM240 231H239V230ZM35 230V229H34ZM38 230H39V228H38ZM226 230V231H227ZM42 231V230H41ZM40 231V232H41ZM46 231V230H45ZM112 231V230H111ZM110 231V232H111ZM239 231V232H238ZM113 232V231H112ZM158 232V233H157ZM1 233V232H0ZM44 233V232H43ZM115 233V232H114ZM168 233H169V231H168ZM223 233V232H222ZM227 233V234H228ZM47 234V235H48ZM117 234V233H116ZM116 234H113L112 235V237L114 238L115 237V235ZM224 234V233H223ZM36 235L38 236V238L36 239ZM41 235V234H40ZM47 235L45 236V237H47ZM216 235H219V234H216ZM245 235V234H244ZM3 237V236H2ZM45 237L43 238V239H45ZM137 237H139V238H137ZM233 237V238H234ZM40 238V240L42 241V239ZM72 238V239H71ZM216 238V237H215ZM223 238V237H222ZM237 238V237H236ZM47 238L45 239L46 241L48 240ZM139 239V240H138ZM245 239V238H244ZM3 240V239H2ZM34 240V241H33ZM39 240V239H38ZM37 240V241H38ZM39 240V241H40ZM80 240V239H79ZM219 240V239H218ZM28 241V242H27ZM33 241V242H32ZM62 241V240H61ZM81 241H83L82 239H81ZM237 241V240H236ZM235 241V242H236ZM44 242V241H43ZM78 242V241H77ZM216 242V241H215ZM239 242V241H238ZM248 242V241H247ZM246 242V243H247ZM22 243V242H21ZM45 243V242H44ZM80 243V242H79ZM78 243V244H79ZM227 243V242H226ZM230 243V242H229ZM243 243H245V242H243ZM252 243V242H251ZM251 243H250V245H251ZM29 244V245H30ZM73 244V243H72ZM214 244V243H213ZM238 244V243H237ZM236 244V245H237ZM248 244V243H247ZM5 245V244H4ZM21 245V244H20ZM23 245H24V243H23ZM22 245V246H23ZM128 244H126L125 245V247L127 246ZM233 245V244H232ZM244 245V244H243ZM249 245V246H250ZM257 245V244H256ZM259 245V244H258ZM257 245V246H258ZM10 246V247H9ZM25 246V245H24ZM212 246V245H211ZM235 246V245H234ZM248 246V245H247ZM253 246V245H252ZM35 247H37V248H35ZM218 247V246H217ZM255 247V246H254ZM253 247V248H254ZM2 248H5L4 246H2ZM8 248H7V250H5L6 251V253H9L10 255H11V253L9 252V250H8ZM20 248H21V246H20ZM219 248V247H218ZM217 248V249H218ZM222 248V247H221ZM16 249V248H15ZM28 249V248H27ZM63 249V248H62ZM220 249V248H219ZM230 249V248H229ZM249 249V248H248ZM22 250V249H21ZM124 250H125V248H124ZM242 250V249H241ZM244 250V249H243ZM246 250V249H245ZM258 250V249H257ZM262 250H264V248L262 249ZM8 251V252H7ZM23 251H25V250H23ZM28 251V250H27ZM29 251V254L31 253ZM122 250L120 249V248H118V246L117 245H115V242L113 241V244H112V250H111V253L108 255V258H107V260H112L114 263L116 262V261H120V260H123L124 258H131L130 256H129V254H128V256H126V257H123V253L121 252ZM132 251V253L131 254H134V251L133 250H131ZM130 251V252H131ZM125 252V251H124ZM129 252V253H130ZM137 252V251H136ZM232 252H234V251H232ZM23 253H26V252H23ZM32 253V255H34ZM230 253V252H229ZM27 254V253H26ZM25 254V255H26ZM70 254H72L71 256H74L73 255V253L71 252ZM69 254V255H70ZM4 255H6V254H4ZM19 255V254H18ZM8 256V255H7ZM11 256H13V254L11 255ZM21 256V255H20ZM19 256V258H21ZM31 255H28V257L30 258V259H32L31 257H30ZM70 256V257H71ZM131 256H133V255H131ZM135 256V255H134ZM214 256V255H213ZM25 257H27V255L26 256H24V258ZM28 257H27V262H28V264H29V260L30 259H28ZM79 257V256H78ZM15 258H18V257H16L15 256ZM18 258V259H19ZM166 258H170V261L169 262H167L166 261ZM3 259V258H2ZM22 259V258H21ZM21 259L19 260V261H21ZM75 259V258H74ZM134 259V258H133ZM132 259V260H133ZM134 260L133 262L132 261H130L129 260V262L128 263H126V264H132V263H134L135 261L137 262V260ZM208 259V258H207ZM206 259V260H207ZM23 260V259H22ZM102 260V259H101ZM200 261L202 260V262L204 263V261H205V259H199ZM247 260H249V259H247ZM260 260V259H259ZM3 261H4V259H3ZM3 261H0V262H3ZM13 261V260H12ZM16 261V260H15ZM18 261V262H19ZM72 261V260H71ZM125 261L126 260H124V263H125ZM9 262V261H8ZM23 262H25V260L23 261ZM32 262V261H31ZM30 262V264H32ZM105 262H106V259H105V261H103L102 260V262H100V264H105ZM5 262H3V264H4ZM123 263V264H124ZM202 263V264H203ZM14 264H16V263H14ZM24 264H26V263H24ZM68 264H89V262L88 261H86V260H84V261H73L72 263H68Z\"/></svg>","mask_w":264,"mask_h":264}]
</instances>
